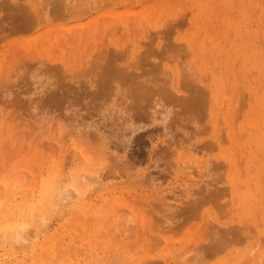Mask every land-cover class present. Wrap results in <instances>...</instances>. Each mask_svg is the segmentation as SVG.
Here are the masks:
<instances>
[{"label":"rangeland","instance_id":"rangeland-1","mask_svg":"<svg viewBox=\"0 0 264 264\" xmlns=\"http://www.w3.org/2000/svg\"><path fill=\"white\" fill-rule=\"evenodd\" d=\"M15 2V4L16 5H14L13 3ZM22 1L24 2L25 0H17V2H16V0H0V58H1V60H0V62H2L1 63V66H0V122H2V123H0L1 125H0V127L2 128V130H4V132L6 133L5 135H4V132L2 131V130H0V136H2V137H0V146L2 147V145H4L2 148L0 147V152H2V153H0V165H1V167H0V169H2V170H0V179L4 176V174H5V172L7 173L6 175H13V173L15 172L14 170H15V168H14V166H15V162H16V160L17 161H19L20 159V161H19V170L21 171V172H18V174H20L21 173V177L23 176V175H26L27 177H28V175H30L29 177H28V179L27 180H29V181H31V180H33L32 178H33V175H31V171L34 169V166H35V169L37 168V167H39L38 168V170L40 171V172H42V170H40V168L41 169H45L48 165H49V161L51 160V157H53L52 155L54 154V156H55V154H57L56 156H63V155H65V156H63V158H62V160H64L65 159V157H67V159H68V157H69V160H66L65 161V163H67L68 165L66 166L65 165V167H66V169L69 171V169H68V167H71L70 165H72V161H73V159L75 158V156L77 155L76 154V148H75V142L73 143V141H74V134L76 133L77 134V132L79 131L78 130V127H82V129L84 130V132H85V134L83 133V139H85L84 141L85 142H90V146L91 145H93V146H91L94 150H95V152L96 153H98V151H100L101 153H103V154H98V155H96L97 156V158L98 157H100L101 155H105L106 156V154H107V152H108V154H110V152L114 149V147H115V145H117L116 146V149H114V151H116V150H118L119 152H114V151H112L111 152V154L110 155H108L107 154V158H111V159H108V161H107V158L106 159H104V160H106V161H102L103 160V158H104V156H101L102 157V160H101V158H99L100 160H101V162L103 163V166H102V164H101V168L103 167V169H104V167H105V169L107 170H102L104 173H108V174H110V179L112 178V180H110V184H109V182H108V184H109V187H103V188H101L102 186L100 185H96V187H95V189L92 191L91 190V193L89 192V198L90 197H92V198H98L99 199V197H100V194L102 193H100V191H103V190H105V191H112L115 187L116 188H118V189H116L115 188V190H117V191H120L119 190V187H125L124 188V190H125V192L128 194H126L125 192H124V190H123V188L121 187L120 189H122L121 191H123V193H124V195H127V196H133V197H135L136 195H137V198L138 199H142V200H145V201H149L150 203H149V205L151 206V208H149L148 206V204H146L147 205V207L149 208V209H151L152 211H151V213H148V215L150 214H152V212L154 213V217H152V215H151V217H149L150 218V220H152V221H156L157 220V222H156V224H159V223H161V224H159V226L158 227H156L157 225L155 224V225H153L152 224V221H150L151 222V225L152 226H154L153 228H154V231H156V233L153 231V228H151L152 226L149 224V226H150V229H148L149 228V226L145 229H143V231H142V229L140 230V231H142L141 233L143 234H141L142 235V238L144 237V235H146L147 236V232L146 231H144V230H152V234L151 235H155V234H157L158 232V228H161V229H164V228H169L170 226H171V228L173 227V229H172V232L171 233H176L174 236L172 235V234H170V231L168 232V234L169 235H171V236H173V238L176 240V241H178L179 240V238H181L184 234H185V232L189 229V227L192 225L193 226V223L191 224L190 223V220H189V223H188V219H185L183 216L184 215H188V213H187V210H185V211H183L184 209H187L186 207L184 208V205L186 204H184L183 205V209H179V208H174L173 210L172 209H170V208H168L167 206H166V201L168 200V199H166V195H167V193H171V191L175 188V189H179V187H180V185L182 186L183 184H184V182H186L187 180H190V176H194V177H197L198 175H199V173L197 174V172H198V170L196 171L195 170V168L197 169L198 167H196V164H191V162L190 161H192L193 162V160H191L192 158L190 157V155L189 154H193L194 152H195V150H190L189 152H186V153H184V157H182V158H184V160H182L181 158H180V154H179V151L183 148H185L184 150L185 151H187V149H189V147H191V145H193V143L196 141V142H199L198 144L199 145H201L202 144V141L204 140V143H205V141H207V140H209L210 138H212V137H216V139H219L218 140V148L217 147H215V148H213V149H211L212 151H215V154L214 153H211L212 151L211 150H207V151H200V152H195L194 153V155L195 156H202L203 155V157L204 158H206L207 160H208V158L209 157H215L216 155V160H218L219 159V157L221 158V161L223 160V162L225 163V162H227L228 164H230V166L228 167L229 168V170L231 171V172H234L236 175H237V177H238V181L239 182H241V183H243V184H241V183H239L238 182V186L240 187L238 190L239 191H236V193H237V195H236V193H235V195H236V197L238 198V199H236V201H234V199L236 198H234L233 199V202H235V203H237V204H235V206H234V209L233 210H231L230 208H231V206H232V204L230 205V206H228V207H226V205L225 204H223V202H224V199L225 200H227V198L230 200V199H232L231 197V193L229 194L230 196H226V198H222L223 200H220V203H221V205L223 206H219L217 203L215 204H213V203H210V202H207V203H209L208 205H209V207H208V205H207V203H206V205H205V207H208V208H210V210H211V214L210 215H208L209 217V219L208 218H205V219H207L208 220V222H207V224L206 225H204V227L206 226V227H210V229H204V231H207L208 233L207 234H210L209 236H207L206 235V233L204 234V232L203 231H201L202 230V228H203V225L202 224H205L206 223V221L203 219V221H202V219L200 220L199 218V220L197 221H195V220H191V222H197V223H199L200 224V229L198 230L199 232H203L202 234H200L199 232L197 233V235H202V237H209L208 239L206 238L205 239V241L206 240H208V241H204V238L202 239L201 238V236L199 235V236H197L198 238H194V240H191V242H190V245L195 241V239H196V243H197V241H199L200 239L199 238H201V240L200 241H202L203 243H204V245H208V243L209 244H211L212 243V241H213V239H214V236H218V235H220L219 233H221V231H218V229L219 228H221V227H219L220 226V221H222V217H223V219H225L224 221H225V223L222 221V223H224V224H226V222L229 224L230 223V226L231 227H227V224L226 225H224V224H221V225H223L224 227L226 226V228H232V225H233V227L235 226V228L236 227H238L237 226V223H239L238 225H240V227L241 228H246V227H248L249 229H252V230H254V229H256V230H254V232H253V234H251V236H250V238L245 242V243H242V245H238L237 247H242V248H246V252H244V254H243V256L244 257H246V256H248L247 257V259H246V262L245 263H247L248 264V261L247 260H249L250 262V264H255L257 261H260V263L261 264H264V258L263 259H261L258 255L260 254V252L262 253V251L264 250V244H262L260 247L258 246L255 250H251V249H249V248H251L252 246V244H254L255 242H253L258 236H260L259 234H263L264 233V177H262V176H264V165H263V161H264V142H261V140L259 139V138H257V137H255V135L258 133V132H260V134H261V136H264L263 135V133H264V121H262V119H264V115L263 116H259L258 114V117H257V119L256 120H252V119H250V117L247 115V111H248V109L251 107V105L252 104H254V102H253V97H254V93L255 92H259L260 90H262V89H264V73H261L262 71L260 70L261 69V67L262 66H260V64H257V63H252V62H249V61H247L246 59H245V57L244 56H242V55H238L237 54V52L232 48V45L233 44H235V43H238V44H241V43H243L244 41H246L247 40V34H248V30H250V32L252 31V33H255V34H260L259 36H260V39L262 40V41H264V4H263V0H248L247 1V3H246V0H223L224 2L222 3V2H220V0H201V1H208L209 3H211L212 2V4H214V3H216L217 4V7L216 8H218V9H221V10H228V12H229V14L231 15V17H232V21L229 19L226 23H225V25H220L221 23H220V21H219V19L217 18V16H214L213 17V19H214V24L215 25H219V27L217 28L218 29V33L219 32H221L220 33V37H218L217 38V40H214L212 37L214 36V31H211L210 30V32L208 31V30H206L204 27L202 28V29H204L203 31L201 30V29H199L198 30V35H199V37H198V35L196 36L197 37V40H196V37H195V39H192V35H191V33L192 32H194V31H196L195 30V28H197L198 26H199V23H200V21H199V18H200V16H199V14H200V10H199V5H200V3H201V1L200 0H182L183 2H180L179 0L178 1H176V0H169V2L172 4H168V2H167V0H150V2L148 1V0H133L134 2H132V0H121V1H115V0H110V1H114L113 3L112 2H110L109 0H105V3H104V0H93V1H91V0H62V1H58V0H55L56 2H58V3H54L55 1L53 0V1H51V0H46V2L43 0V2H38V0H34V1H32V2H34V4L33 5H35V1H37V3H39V4H41L42 3V5L40 6V5H38V4H36V5H38L39 6V8L38 9H40V10H38L39 12L41 11L42 12V9L41 8H43V7H45V4H46V6L48 7V5H47V3H48V1H49V10L51 9V7L52 8H55V9H58V11H60V12H57V10H56V12L58 13V14H55L56 12H54L55 11V9H51L50 11L49 10H47L48 8H43V11H44V9H46L45 10V12L42 14V18L43 19H46V20H49V24L47 25V23L45 24V21H44V28H47V26H48V28L49 27H54V28H58V29H61V30H63V32H61V34H62V45L60 46L59 44H53L54 45V52L53 53H48L47 52V50L46 51H42V49L40 50L39 48H34V47H30V45L29 44H26L25 42H28V41H31L32 39H34V38H32L33 36H36L37 37V35H39V33H41V32H43V30H42V26H43V24H41V28L40 29H38L37 27H39V26H36V27H33V28H31L30 30H28L29 28L28 27H26L25 25H23V23L21 22L22 20H20L21 18L20 17H22V11L24 12V11H26V12H29V13H32V9H33V12H34V10L36 9V7L34 6V8H33V6L31 7L30 6V4L32 5V2H30V0H27L28 1V5H27V3H26V5H27V8H26V6H24L23 5V3H22ZM27 1H25V2H27ZM39 1H41V0H39ZM64 1V2H63ZM72 1V2H71ZM88 1V2H87ZM101 1V2H100ZM109 3H108V2ZM123 1V2H122ZM160 3H159V2ZM164 2V4L165 5H162V7H160L161 6V3L163 4V2ZM255 1V2H254ZM11 2H13V3H11ZM63 2V3H62ZM66 2L68 3V5L66 4ZM71 2V3H70ZM90 2V3H89ZM117 2H120V3H118L117 4ZM130 2H131V4L132 5H130ZM143 2V3H142ZM180 2V3H179ZM234 2V3H233ZM261 4H260V3ZM13 5V6H11V7H13L14 8V6L18 9H20V7L21 8H23V9H20V10H18V11H16L15 9H13V8H11L10 7V5L11 4ZM19 3H21L22 5L21 6H18V4ZM43 3H45V4H43ZM65 3V4H64ZM99 3L101 4L102 3V5H99ZM108 4V5H104V4ZM112 3V4H111ZM114 3H116L117 4V6L119 7H117L116 6V4H114ZM154 3H156L155 4V7H152V5L154 4ZM194 3V4H193ZM219 3H222V4H219ZM253 3L255 4V5H253ZM258 3L260 4V5H258ZM60 5L59 7H60V9H59V7H57L56 5ZM64 4V5H63ZM71 4H73V5H71ZM86 4V5H85ZM94 4V5H93ZM95 4H98L97 6L95 5ZM119 4H121L120 6H119ZM124 4V5H123ZM134 4H135V7L137 8V6H141L140 8L138 7V10H140L143 6H145V5H150V9H151V7H152V9H151V11L153 12V14L150 16V18H147V20H145L146 18L145 17H140V16H137L136 15V13H135V10L137 11V9L134 7ZM152 4V5H151ZM178 4V5H177ZM181 4V5H180ZM20 5V4H19ZM51 5V6H50ZM55 7H54V6ZM114 5V6H113ZM128 5V6H127ZM130 5V6H129ZM137 5V6H136ZM148 5V6H149ZM158 5V6H157ZM160 5V6H159ZM174 5V6H173ZM22 6H24L25 8H26V10H24V7H22ZM111 6V7H110ZM118 8H116V7ZM127 8H126V7ZM134 8H133V7ZM157 6V7H156ZM181 6V7H180ZM216 6V5H215ZM247 6V7H246ZM31 9V10H29V8ZM67 7V8H66ZM85 9H84V8ZM106 7V8H105ZM113 7V8H112ZM121 7V8H120ZM122 7H124L123 9H125V10H123L122 9ZM164 7H165V9H164ZM177 7H178V9H177ZM252 7H255L256 9L255 10H253V8ZM100 8H102V10L100 9ZM115 8V9H114ZM128 8H129V11H128ZM131 8L132 9H135V10H131ZM71 9H73V10H71ZM104 9V10H103ZM113 9V10H112ZM119 9H120V11H119ZM122 9V10H121ZM158 9V10H157ZM175 9V10H174ZM179 9H180V11H179ZM22 10V11H21ZM37 10V9H36ZM35 10V11H36ZM68 10H69V12H68ZM94 10V11H93ZM99 10V11H98ZM112 10V11H111ZM118 10V11H117ZM163 10H165V13H167V15L168 16H166L165 17V14L163 15ZM37 11V12H38ZM62 11V12H61ZM64 11H65V13H66V11L68 12V15L70 16H68V15H66L65 13H64ZM75 11V12H74ZM104 11V12H103ZM108 11V12H107ZM110 11H111V14H113V15H110ZM117 11V13H113V12H116ZM126 11H128V12H126ZM19 12V13H18ZM37 12H34L33 14H37L38 15V13ZM41 12H40V15H41ZM49 12H51V13H54L53 15L51 14L50 15V13ZM74 12V14H72ZM78 12V13H77ZM81 12H83L82 14H81ZM85 12V13H84ZM89 12V13H88ZM92 12V13H91ZM121 12V13H120ZM158 12V13H157ZM172 12L174 13L175 12V15H176V13L178 12V14L176 15V16H173L172 15ZM256 12V13H255ZM60 13V14H59ZM62 13H64L65 14V16H67V17H63L62 15ZM71 13V14H70ZM77 13V14H76ZM94 13V14H93ZM97 13V14H96ZM105 13V14H104ZM118 13H120V14H118ZM127 13L129 14V15H127ZM256 15H255V14ZM16 14H20V16H18V15H16ZM50 15V16H48V17H46L47 15ZM75 14L78 16V14L80 15L81 14V16H75ZM90 14V16H88ZM118 14V15H117ZM156 14H158L157 16H156ZM224 14V13H223ZM251 14H252V16H251ZM39 15V16H40ZM44 15V16H43ZM46 15V16H45ZM61 15V16H60ZM86 15V16H85ZM93 15H95V16H102V18L103 19H105L106 18V20H108V19H110V20H112V22H111V24L114 22V24H115V22H116V24H115V26H114V24H112V25H110V26H108L107 27V29L109 30V32H108V30L106 29V31H105V29H104V31H102V32H92V34L89 32V34H87V36H88V38L87 39H85V41L83 42V40H82V38H81V36L80 35H78V36H76L77 34H75V38L76 37H78V38H76L77 39V41L75 42V38H74V34L72 35V34H70V35H68V33L69 32H67L66 30H65V28L66 27H70V26H77V23H78V25H79V23L82 21V22H86V21H88V20H90L91 18H94V17H92ZM126 15V16H125ZM153 15H155L154 17V19L152 18V16ZM255 15V16H254ZM16 16H17V18H16ZM121 16V17H120ZM124 16V18H126V23L123 21V17ZM128 16V17H127ZM160 16H162L161 17V21H160V24H159V22H157L158 21V19H160ZM164 16V17H163ZM171 16V17H170ZM51 17H52V19H51ZM72 17H74V18H72ZM80 17L82 18V19H80ZM87 17H89L88 19H87ZM168 17V18H167ZM174 17V18H173ZM19 18V19H18ZM49 18V19H48ZM79 18V19H78ZM132 18H134V20L132 19ZM253 18H256V19H254V21H253ZM50 19L52 20V21H50ZM115 19V20H114ZM120 21H119V20ZM132 19V20H131ZM145 21H144V20ZM149 19H151V20H149ZM153 19V20H152ZM164 19H166V20H164ZM116 20H118V23H117V21ZM136 20H138V21H136ZM145 22V25H143L144 23H143V21ZM180 20V21H179ZM196 20V21H195ZM134 21V22H133ZM151 21V22H150ZM154 21V27L152 26L153 25V22ZM163 21V22H162ZM192 21H194V22H192ZM66 22V23H65ZM73 22V23H72ZM119 22H121L122 23V27H118V25L120 24ZM133 22V23H132ZM143 24H142V23ZM147 22H148V26H147ZM171 22H173V23H171ZM178 22V23H177ZM180 22V23H179ZM253 22H254V25H253ZM22 23V25H23V27L22 26H20V24ZM52 23H53V25H52ZM69 23L71 24V25H69ZM76 23V24H75ZM135 23V24H134ZM136 23H138V25L136 24ZM162 23H164L163 25H161ZM192 23H194V25L192 24ZM230 23V24H229ZM233 23V24H232ZM62 24V25H61ZM68 24V25H67ZM130 24H132L131 26H130ZM137 25L136 27H134V29H135V35L137 36V37H135V35L133 34H129V35H126L127 33H130V32H132V31H129V29H131L132 30V28H133V26L134 25ZM177 25L176 27H174L173 28V26L174 25ZM192 24V25H191ZM250 24V25H249ZM17 25H19V26H17ZM66 25V26H65ZM164 25H166V28H167V30H169V31H166V28L164 29V28H160V27H162V26H164ZM119 26H121V25H119ZM144 26H146V28L147 29H149V28H152L153 29V31L151 30V29H149V31L148 32H150L151 33V35H150V33L149 34H146L147 32H145L146 31V28L144 27ZM159 26V27H158ZM179 26V27H178ZM190 26H191V28H190ZM193 26H194V28H193ZM16 27H18L17 29H16ZM22 27V28H21ZM24 27H25V29H24ZM112 27H114L115 29H118V30H120V31H118V30H115L114 28L112 29ZM251 27V28H250ZM43 28V29H44ZM64 28V29H63ZM111 28V29H110ZM136 28H139V31H138V29H136ZM180 28V29H179ZM189 28V29H188ZM238 28V29H237ZM260 28V29H259ZM36 29H38V30H36ZM124 29V30H123ZM134 29H133V31H134ZM158 29H163V32L164 31H166V33L167 34H165V32H164V34L162 33V31L161 30H158ZM176 30V32H175V30ZM188 29V30H187ZM191 29V31H189ZM42 30V31H41ZM114 30V31H113ZM155 30H157V31H159V32H155ZM172 30V31H171ZM182 31L181 33H180V31ZM261 30V31H260ZM94 31V30H93ZM116 31H117V33H116ZM114 32H115V34H114ZM127 32V33H126ZM168 32H169V34H170V32H171V34L173 35V38H169L168 39V36H169V34H168ZM175 32V33H174ZM201 32V33H200ZM208 32L209 33H212V35L211 36H208L209 34H208ZM240 32V33H239ZM65 35H64V34ZM95 33V34H94ZM96 33H98V35L96 34ZM108 33V34H107ZM111 33V34H110ZM132 33H134V32H132ZM136 33H139V34H136ZM159 35H158V34ZM162 33V34H161ZM177 33V34H176ZM188 33H190V34H188ZM200 33V34H199ZM36 34V35H35ZM101 34V35H100ZM102 34H104L103 35V37L104 36H109V38H107V36H106V38L107 39H109V40H107L106 41V38L104 39L103 37H102ZM171 34H170V36H171ZM179 34H181L180 35V37H177V35H179ZM232 34V35H231ZM262 34V35H261ZM96 35L98 36V37H96ZM113 35V36H112ZM125 35H126V37L127 38H125ZM142 35L143 36H145V37H143L142 38ZM153 35V37H155V39H154V41H156V42H153L152 41V38L150 37V36H152ZM160 35H162V36H164V37H167V38H165L164 39V37H159ZM187 35H189L188 36V38H187ZM240 35H242L244 38H242ZM66 36V37H65ZM132 36H133V38H134V41L133 42H131L130 40H133V38H132ZM169 36V37H170ZM35 37V38H36ZM93 37V38H92ZM94 37H96L95 39H94ZM116 37H118L117 38V40H116ZM128 37H130V38H128ZM147 37H150V39L151 40H149V38H147ZM172 37V36H171ZM72 38V39H71ZM103 38V39H102ZM128 39V41H130V42H128L127 43V41H125V39ZM164 40H163V39ZM175 38V39H174ZM180 38V39H179ZM183 38V39H182ZM29 39V40H28ZM31 39V40H30ZM63 39H64V41H63ZM98 39L99 40H102L101 42H102V44L103 43H105L104 41H106V42H108L109 41V43H107L108 45L111 43L112 44V42H113V45H111L110 44V46H114V43L115 44H119V45H117L118 46V49H117V51H115L116 53H114L113 51L114 50H116V49H114V48H117L116 47V45H115V47L114 48H112V49H114L113 51H112V49L111 48H109L110 46H106V49H107V47H108V49H110V51H109V53L107 54V50H105V46L103 47V45H101V42L100 41H98ZM123 39H124V43H123ZM136 39H138V40H136ZM143 39L144 40H147L148 39V43L146 42V41H144V45H146V46H143V47H141L142 45L140 44H138L139 46V51H136V53H137V55H136V53H135V49H137L136 48V46L134 45V44H136L137 45V43L136 42H140V43H143L142 41H143ZM162 39V40H161ZM170 41V40H173V41H175L176 42V39L177 40H181L182 41V43H185L186 45H187V47H189V49H190V51L188 50V49H186V47L184 48L183 46H182V48L180 49V52H179V49L178 48H180V47H177L176 45H175V42H173V43H171V42H168V40ZM185 39V40H184ZM187 39V40H186ZM223 39V40H222ZM246 39V40H245ZM69 40V41H68ZM74 40V41H73ZM88 40H89V42H88ZM104 40V41H103ZM142 40V41H141ZM158 40H161L160 42L158 41ZM167 42H166V41ZM195 40V41H194ZM205 40V42H206V49L205 50H202V43H203V41ZM228 40V41H227ZM260 40V41H261ZM149 41H151V44H150V42ZM162 41L164 42H166L165 44L163 43V45H162V47H160L161 45H159L160 43H162ZM181 41H179V42H181ZM185 41V42H184ZM194 41V42H193ZM207 41H209V43H207ZM227 41V42H226ZM21 43V44H19L18 45V43ZM23 42V43H22ZM65 42V43H64ZM73 42H75V43H73ZM99 44H98V43ZM146 42V43H145ZM159 42V43H158ZM178 41L176 42V43H179ZM196 42V43H195ZM220 42V43H219ZM67 43H69V44H67ZM72 44V46H71V44ZM81 43H83V45L81 44ZM92 43H97L96 45H97V48H94L96 45H94V44H92ZM123 43V44H122ZM125 43H127V44H125ZM152 43H154V46H153V44ZM264 43V42H263ZM24 44V45H23ZM47 44H48V46L46 47V46H44V48H46V49H48L51 45H49L50 43H48L47 42ZM46 44V45H47ZM63 44H64V46H63ZM125 44V45H124ZM131 44V45H130ZM148 44L150 45V48L153 46L154 48H155V46L158 44L159 45V47L160 48H162V49H160L159 47V51H161L162 52V54L159 52V51H157L156 50V52L154 51V48L152 49H150L149 48V46H148ZM170 44H173L172 46L170 45ZM196 46V47H194V45ZM217 44H219V45H221V47H219V49H217L218 47H216L217 46ZM21 45H23L22 47H24V49L25 50H27V52L29 53H24V52H26L22 47H21ZM66 45H68L69 46V48H68V46H66ZM94 45V46H93ZM99 45V46H98ZM105 45V44H104ZM121 45H123L122 47H119V46H121ZM127 45V46H126ZM130 45V46H129ZM157 45V46H158ZM190 45V46H189ZM264 45V44H263ZM18 46H20V47H18ZM63 46V47H62ZM128 46L130 47V48H128ZM135 46V47H134ZM156 46V47H157ZM165 46H168V47H165ZM173 46H174V48H173ZM176 46V47H175ZM17 47V48H16ZM77 47H79V49L81 48V49H84V50H86V51H84V50H79L78 48L76 49ZM98 47H100L99 49H102V47L104 48V49H102L101 51L98 49ZM123 47H125L126 49H128L126 52L128 53V51L130 52L129 54L130 55H128L127 53L125 54L124 53V58H121V59H123L124 60V62H123V60H121L120 58H119V60H118V62H117V64H119V66H120V64L123 66H120V67H122V68H124L125 70L128 68V69H132V70H128L127 69V71H133V69H134V71L136 70L138 73H139V75H141L140 73H142V75L143 76H140L139 77V75H138V73L137 72H133L134 74H137L138 76H137V81H140L139 79H141V81L142 82H144V80L147 78V79H149V78H151V77H149V75L151 74L149 71L151 70V67H152V60H155V61H160L159 60V58H164V57H168V59H167V57H166V59L167 60H169V58H171L170 60H169V62L168 63H173V66L175 65H177L178 63L177 62H179L180 61V59L182 60V64L181 65H184V67H186V68H188V69H186V68H180V67H182L181 65L179 66V68L180 69H178V67H176L178 70H180V72L182 71V70H184V72L182 71V74L183 75H180L179 74V72H178V74L182 77V79H180L181 77H178V75L176 76L177 78H179V79H177V80H175V79H172V82H171V84L172 83H174V81L176 82V84H177V86L179 85V86H181V83L180 82H182L183 84L185 83V81L187 80V81H189V79H191V80H196V78H198V73H196V72H199V74H200V76H199V78H198V80H196V83L195 84H200L201 86H202V83H203V85H204V82H205V86L207 87V84H211L214 80V76H216L217 78H219L220 79V82H221V84L223 85V86H221V88L223 87V90H224V93L221 95V97L222 98H225V99H222L223 101H219V97L218 96H215L214 97V106H215V108H217L218 107V116H219V118L221 117V121L219 120V123L221 124H223V128L222 127H220V130H219V132L216 134V132L213 130V128H211L212 127V122L210 123L209 121L207 122V120H206V123L208 124V123H210L211 124V126L210 125H208V128H206L205 130V132H207V133H204V130L203 131H201V132H195L196 134H195V136L193 137V140L192 139H190L191 141H193V143L189 140V142H187V144L188 143H190V144H186L185 145V143L186 142H183V145H182V148L177 152V151H175L174 152V150H176V149H174L173 148V146H175L176 145V143L180 140V139H182V135H183V137H184V135H185V137H186V135H187V138H188V135H190V137L191 136H193L194 134L193 133H190V134H187L188 133V131H195V129L197 128V125H195V123L193 122V121H187V120H185L183 123L185 124V126H189V127H191V128H189V129H186L185 128V126H182V128H181V126L180 125H178V123H177V120L174 118V116L172 117V115L169 117L168 115H170V111H168V110H172V113L174 112L175 114H177V112H178V110H177V107H176V109H174V107L172 108H170L169 106H166V105H163L164 104V102L161 104V106L160 105H158V107H155V110L158 112L159 110L163 113L162 115H164L165 116V114L167 113V112H169V113H167L166 114V116H165V120H166V122L167 121H169L168 119L169 118H174V120H176V122L173 120H171L170 119V121L168 122V123H166V122H164V120H162V118H160V114H161V112H160V114H159V112H158V114L156 113V111H155V113L154 112H152V111H154V109H148V118L149 119H147V117H146V120L143 118L141 121H142V123L144 124V127L145 128H143V124H141V122H139L140 120L137 118V116H138V114L136 113V111H135V109H134V106H133V110H132V106L131 105H134L133 104V102L134 101H132L131 102V99L133 98L132 97V95H128V93H130V94H132V92H131V89H132V85H131V81L130 80H128L127 78H125L124 80L122 79L121 80V78L119 77V79H117L118 77L117 76H112L111 78L112 79H114L113 81H111L112 79H110L109 77H106L105 76V68H102V67H104V66H102V65H104V63L106 64L108 61H109V59L110 58H112V57H110L109 56V54L111 55V53H112V56H113V54H119L118 56H122L123 57V55H122V53L123 52H125L124 51V49L125 48H123ZM146 47H148L149 48V50L148 49H146V51H144L145 50V48ZM171 47V48H170ZM230 47V48H229ZM5 48H7V49H5ZM88 48V49H87ZM89 48H90V50L92 51V53L89 51ZM119 48H122L120 51L122 52H119L118 53V51H119ZM164 48H167V54H166V56H165V53H166V51H164L165 49ZM198 48V49H197ZM4 49V50H3ZM24 51L23 53H21L22 51ZM35 49V50H34ZM61 49V50H60ZM63 49V50H62ZM143 49V50H142ZM155 49H157V48H155ZM177 50L178 51V53L175 51V50ZM196 49V52L197 53H195V50ZM216 49V50H215ZM18 50H20L21 52V54L19 53V51ZM75 50V51H74ZM78 50L82 53L83 51L86 53V54H82V56L84 55V56H88L89 54V56H91V55H94L93 56V58L91 57H86V58H81V59H79L80 60V62H79V60H78V62L80 63V64H82L81 66H79L80 64L77 62V59H74V58H78V56H79V58H80V55H81V53L80 52H78ZM90 52V53H88V51ZM96 50V51H95ZM97 50H99L100 52H98ZM143 52H151V54H150V56L147 58L148 59V63L146 62V60L144 61V60H141V59H143L145 56H146V53L143 55L142 53V51ZM148 50V51H147ZM171 51L172 50V52H173V54L175 55V57L171 54V56H170V54H168V53H170L169 51ZM174 50V51H173ZM183 50H185V52H183ZM214 50H215V54H214ZM222 50H224V51H222ZM231 52H230V51ZM7 51V52H6ZM16 53H18L20 56H18V54H17V56H15V52ZM31 51H32V53H33V51H34V53H35V51H36V53L34 54H32L31 53ZM58 51H60V52H62V54H60L59 55V52ZM77 51V53H78V55H77V57H76V55L74 54L75 52ZM106 52V54L108 55H106L105 53L103 54L104 55V57H103V55H102V53L103 52ZM154 51V52H153ZM206 51V52H205ZM210 51V52H209ZM13 52V53H12ZM71 52V53H70ZM98 52V55L96 54ZM111 52V53H110ZM140 52V53H139ZM142 52V53H141ZM3 53V54H2ZM6 53H7V56H6ZM37 53H39V55L40 54H42V55H44V58L42 57V56H39ZM55 53H57L58 54V56H57V54H55ZM180 53H182V54H180ZM195 53V54H194ZM199 53V54H198ZM205 53L207 54H210L211 55V59H209V57H207V55H206V59H204V57H205ZM223 53V54H222ZM37 54V55H36ZM46 54V55H45ZM68 54H71L72 56H70L69 55V58H72L73 60L72 61H74V64H75V66H79V67H75L74 65H73V62L71 61V64L74 66V68L73 67H71L70 65L71 64H68V63H70V62H67L68 61ZM100 54L102 55V56H100ZM121 54V55H120ZM141 54V55H140ZM159 54V55H158ZM178 54V55H177ZM183 54H186L185 56L183 55ZM204 54V55H203ZM220 55V61H219V58H218V56H216V55ZM3 55V56H2ZM35 55V56H34ZM107 57H106V56ZM134 55H136V56H134ZM149 55V54H148ZM170 57H169V56ZM201 55V56H200ZM215 55V56H214ZM222 55H223V57H222ZM126 56H129L128 58L130 59H128ZM134 58H133V57ZM159 56H161V57H159ZM163 56V57H162ZM178 56V57H177ZM186 58V59H184V61H183V58L184 57ZM195 56L198 58L197 60H199L198 62L199 63H197L196 62V58H195ZM199 56V57H198ZM12 57L14 58V59H16V60H14L13 59V62H10V59H12ZM16 57V58H15ZM110 57V58H109ZM151 57L152 58H155V59H151ZM180 57V59L178 60L177 58H179ZM5 58H7V59H9V60H6ZM43 58V59H42ZM45 58H49V59H45ZM95 58H97L96 60H95ZM104 58V59H103ZM107 58H108V60H107ZM131 58H133V59H131ZM150 58V59H149ZM174 58V59H173ZM175 58H176V60H177V62L175 61ZM45 59V60H44ZM58 59V60H57ZM83 59H86V60H83ZM88 59H92V60H88ZM157 59V60H156ZM204 59V60H203ZM212 59H214L213 60V65H214V67H216L217 65H218V67H216V68H214L213 67V65L211 66V65H209V64H212L211 62V60ZM216 59H217V61H216ZM2 60H4V62L5 63H3V61ZM42 60V61H41ZM50 60V61H49ZM51 60H55L54 62L52 61V63L54 64V66L55 65H57L59 68H62L63 70L65 69V65H64V63H67L68 64V66L69 67H71V68H73V69H76L77 70V72L75 73L74 71V73H75V75L73 74V72L71 73V72H69L71 69H69V71L67 72V70L68 69H66V70H64V72H66V74H69L71 77H66V76H68V75H64V73L63 72H60V73H57L55 70H53L52 71V67H51V65H52V63H51ZM70 60V59H69ZM83 60V62L85 63V61H86V63L88 62V64H87V66H85V64L83 65V63H81V61ZM88 60V61H87ZM102 60V61H101ZM129 60V61H128ZM164 60H165V58L163 59V62H164ZM167 60H165V61H167ZM173 62H172V61ZM187 60H189V62H186ZM237 60H239L238 61V63H237ZM12 61V60H11ZM59 61V62H58ZM91 61H93V63H94V66H91V64L90 63H92ZM96 61H98L97 63H96ZM107 61V62H106ZM111 61H112V59H111ZM149 61H151V64L149 63ZM154 61V62H155ZM203 61V62H202ZM206 61H211L210 63L209 62H206ZM229 61V62H228ZM7 62H10V63H7ZM103 62V63H102ZM128 62V63H127ZM162 62V61H161ZM181 62V61H180ZM186 62V63H185ZM192 62V63H191ZM200 62H202V63H200ZM60 63V64H62L61 66L60 65H58V64ZM92 63V64H93ZM96 63V64H95ZM99 63V64H98ZM102 63V64H101ZM170 63V64H171ZM175 63V64H174ZM219 63L221 64L220 66L221 67H223V68H221V67H219ZM6 64L7 65H9L10 67H6ZM12 64V65H11ZM98 64V65H97ZM101 64V65H100ZM201 64H203V65H201ZM3 65V66H2ZM63 65H64V67H63ZM150 65H151V67H150ZM190 65V66H189ZM191 65H195L194 66V68L193 67H191ZM207 65V66H206ZM234 65L236 66L235 68H234ZM53 66V65H52ZM91 66V67H90ZM101 66V67H100ZM127 66V67H126ZM209 66H211V67H209ZM51 67V68H50ZM66 67H67V65H66ZM100 67V68H99ZM150 67V69H148ZM207 67V68H206ZM210 69H209V68ZM80 68V69H79ZM82 68V69H81ZM99 68V69H98ZM191 68V69H190ZM192 68H193V70H192ZM198 70H196V69ZM214 68V69H213ZM234 68V69H233ZM5 69H7V70H5ZM86 69H88V70H86ZM100 69H102V72H100L101 70ZM146 69H148L147 71H146ZM196 70V72H195V70ZM202 69V70H201ZM207 69V70H206ZM220 69H221V71H220ZM251 69H252V71H253V73H252V71H251ZM75 70V71H76ZM100 70V71H99ZM104 70V71H103ZM186 70H188L186 73H187V76L186 75H184V73H185V71ZM203 70H205V73H204V75H202V71ZM216 70V71H215ZM218 70V71H217ZM226 70H229V72L228 71H226ZM55 71V72H54ZM146 71V73H144ZM194 71V72H193ZM210 71V72H209ZM2 72V73H1ZM53 72H54V74H53ZM81 72V74H79ZM192 72V75H190L189 73H191ZM201 72V73H200ZM206 72H207V75L205 76V74H206ZM225 72V73H224ZM84 73V74H83ZM99 75L98 77H97V74ZM150 73V74H149ZM185 73V74H186ZM193 73L197 76H194L193 75ZM211 73V74H210ZM224 73V75L226 74H228L227 76H224V75H222ZM230 73V74H229ZM240 75H239V74ZM248 73H252V74H248ZM64 76V77H62V79H60L59 78V76ZM79 74V75H78ZM102 74H104V77H103V75ZM145 74V75H144ZM168 74H170V73H168ZM211 76H210V75ZM57 75V76H56ZM100 75H101V77H103V78H101L100 77ZM172 75V74H171ZM170 75V76H171ZM237 75H238V77H237ZM144 76H146L145 77V79H144ZM203 76H205L206 78H204ZM66 77V78H65ZM139 77V78H138ZM149 77V78H148ZM164 77H165V75H164ZM164 77H160V75H159V79L161 78V80H162V78H164ZM172 77V76H171ZM171 77H169V79L171 78ZM185 77H189L188 79H185ZM190 77H192V78H190ZM195 77V78H194ZM202 77L204 78V80H202ZM207 77H209V78H207ZM229 77H230V80H229ZM232 77V78H231ZM239 77H241V78H243L242 80H244V82H246V84H244L243 85V87H242V84H240V83H244V82H241V81H239V80H241V78H239ZM58 78L60 79V80H58ZM68 78L69 79H71V80H69L68 81ZM166 78H168V77H166ZM226 78V79H225ZM238 78H239V80H238ZM54 79H57L60 83H63L64 84V86H63V88H60L61 90H62V92H63V96H64V100L62 99V101L61 102H59V104L58 103H56V101H55V103H53V99H52V92H53V87L52 86H54L55 84V82H57V84H60L57 80L55 81ZM65 79H66V83H64L65 82ZM102 79H103V81H102ZM110 80L111 81V83L110 84H108V82H110V81H108V82H105V83H103L105 80ZM158 79V80H159ZM168 79V80H169ZM206 79V80H205ZM247 79V80H246ZM259 79V80H258ZM50 80H53V81H51L50 82ZM100 80V82H98ZM119 80V81H118ZM151 80H153V78L151 79ZM156 80V78L154 79V81ZM158 80H156L155 82H158ZM168 80H167V82H168ZM182 80V81H181ZM209 80V81H208ZM228 82H227V81ZM236 80H238V82H236ZM63 81V82H62ZM121 81H123V82H121ZM154 81H151L150 83H154ZM187 81H186V83H187ZM207 81V82H206ZM226 81V82H225ZM229 81H231V82H229ZM258 81V82H257ZM52 82H53V84H52ZM72 82V83H71ZM78 82V87H76L77 85H75L74 83H77ZM98 82V83H97ZM146 83H147V81H145ZM161 82V81H160ZM160 82H158L157 84L159 85V83ZM165 82V81H164ZM177 82H179V83H177ZM240 82V83H239ZM68 83H70V84H68ZM84 83H85V85H84ZM130 83V84H129ZM229 83H231V84H229ZM234 83H236L235 85H234ZM238 83H239V86H238ZM257 83V84H256ZM52 84V85H51ZM65 84H67V85H65ZM74 84V85H73ZM102 84L104 85V87L105 86H107V88H104L103 86H102ZM155 84V83H154ZM161 85L163 84V80H162V82L160 83ZM183 84H182V86H183ZM225 84H226V86H225ZM228 84L229 85H232L231 86V90L233 89V88H236L237 89V86L240 88V86L242 87V88H238L236 91H237V93H236V91L233 89L232 91L230 90V86H228ZM69 85V86H68ZM79 85H81V87L79 86ZM248 85V86H247ZM261 85H263L262 87H261ZM57 86H62V84L61 85H57ZM67 86H68V89H67ZM92 86V87H91ZM103 87V90L101 91L100 89ZM108 86H109V88H108ZM129 86L131 87V89H129ZM157 86V85H156ZM178 86V87H179ZM228 86V87H227ZM235 86V87H234ZM254 87V88H251V87ZM256 86H257V88H256ZM71 87V89H69ZM97 87H98V89H97ZM184 87H186L187 88V85L186 86H184ZM51 88H53L52 90H50ZM64 88H66V91H68V92H70L69 93V96H68V92H64L65 91V89ZM75 90H74V89ZM76 88H77V91H76ZM81 88V89H80ZM83 88H85V89H83ZM92 88V89H91ZM179 88H181V87H179ZM72 89L74 90V91H72ZM129 89V90H128ZM188 89V88H187ZM186 89V90H187ZM208 89V88H207ZM97 90H99V92H97L96 93V91ZM183 90H185V88L183 89V88H181V92H183ZM240 90H241V92H242V95H241V92H240ZM48 91L50 92V94L48 93ZM77 93H76V92ZM79 91V92H78ZM226 91H228V93H226ZM231 92V93H230ZM72 93H74V94H72ZM226 93V94H225ZM66 94H67V97H65L66 96ZM232 94H234V95H232ZM239 96H238V95ZM73 95V96H72ZM231 96H234V97H231ZM244 96V97H243ZM72 97V98H71ZM63 98V97H62ZM65 98H67V99H65ZM229 98H230V100H229ZM243 98V99H242ZM235 100V101H232V100ZM237 99V100H236ZM239 99H242L243 100V103L244 104H241L242 103V100H239ZM67 100V101H66ZM129 100V101H128ZM132 100H134V99H132ZM241 101V102H240ZM235 102V103H234ZM113 103V104H112ZM220 103H221V105H220ZM231 103L232 104H234L237 108V110L235 109V108H233V106L231 105ZM111 104V105H110ZM117 105V108H116V105ZM238 104V105H237ZM240 104H241V106H243V107H241V109H239L240 108ZM124 105L126 106L125 108H124ZM127 105H129V108H130V111L132 110L133 111V113L131 114L130 113V111H129V108L127 107ZM162 106H163V108H162ZM213 106V107H214ZM220 106H223V107H220ZM231 106V107H230ZM257 108H259L260 106L259 105H255ZM109 107H112V108H109ZM164 107H166V109H164ZM170 108V109H167V108ZM239 107V108H238ZM105 108V109H104ZM107 108H109V109H107ZM113 108H116V109H113ZM233 110H232V109ZM107 109V110H106ZM112 109V110H111ZM119 109H121V110H123V112L121 111V110H119ZM125 109H127L126 111H125ZM159 109V110H158ZM174 109V110H173ZM180 109V108H179ZM101 110V111H100ZM105 110V111H104ZM115 110V111H114ZM117 110V111H116ZM164 110H167V112L166 111H164ZM177 110V112H175ZM221 110V111H220ZM234 110L237 112H234ZM241 110V111H240ZM102 111H104V113H105V115H103V112ZM128 111V112H127ZM131 111V112H132ZM150 111H151V113H150ZM219 111H220V114H219ZM233 113H232V112ZM74 112H76L77 113V117L75 118L74 117ZM100 112H101V114H100ZM107 112H108V114H107ZM116 112V113H115ZM118 112V113H117ZM134 112L137 114V116H136V114L133 116V114H134ZM164 112H165V114H164ZM230 112V113H229ZM239 112H241L240 114H239ZM56 115H54V114ZM122 113V114H121ZM127 113H129L128 114V117L130 116V117H133V118H137L136 119V121H137V123H139L138 124V126L139 127H137V129L135 130V131H131L133 128H127V127H125L124 125H125V123H127V122H125L124 124H123V122L125 121V119L124 118H126V119H128L127 118ZM146 113V112H145ZM149 113L151 114V115H153V113L154 114H156V115H154V116H150L149 115ZM229 113V114H228ZM51 114V115H50ZM53 114V115H52ZM67 114H69V117H70V115H72L71 117H74V118H71V119H69V118H67V117H65ZM79 114V115H78ZM107 114V115H106ZM110 114V115H109ZM119 114H121V116L119 115ZM59 115V116H58ZM110 117H109V116ZM113 115L115 116V118H117V116H119L118 118H117V120L118 119H120V120H118V123H117V120H115L114 118H113ZM117 115V116H116ZM125 115V116H124ZM157 115L159 116V118H160V120H156L155 118L157 117ZM162 115H161V117H162ZM174 115V114H173ZM231 115V117H229ZM237 115H239V116H237ZM256 115V116H257ZM9 116V117H8ZM13 117L14 119H15V121H14V119H12L11 117ZM44 118H43V117ZM50 116H52V117H50V118H52V120L49 118ZM60 116H61V120H60ZM63 116H64V119H62L63 118ZM68 116V115H67ZM99 116L101 117V118H99ZM106 116H108V118L106 117ZM124 116V117H123ZM48 117V118H47ZM56 117H57V119H56ZM122 117V118H121ZM129 117V118H130ZM238 117V119H236ZM7 118H10V122L9 123H11V122H17V123H11V124H13V128H12V125L11 124H9L8 122V124L7 123H5L7 120ZM53 118H55V120L53 119ZM59 118V119H58ZM67 118V119H66ZM79 118V119H78ZM97 118V120L95 121V119ZM99 118V119H98ZM150 118H153V120H154V122L152 121V124H151V120L152 119H150ZM168 118V119H167ZM218 118V119H219ZM243 118V119H242ZM45 119H50L51 120V122H53V120L55 121V122H57V123H60V125H59V127L57 128L58 130H56V127H54L55 125H57V123H55L54 124V126H53V128H52V126L50 125L51 124V122H50V120L49 121H47V120H45ZM81 119V120H80ZM92 119H94L93 121H92ZM101 119V120H100ZM111 121H110V120ZM113 119V120H112ZM164 119V118H163ZM231 119H234V121L233 120H231ZM242 119V120H241ZM6 120V121H5ZM9 120V119H8ZM41 120H42V122H41ZM44 120V121H43ZM57 120H59V121H57ZM68 120V121H67ZM70 120H72V121H70ZM103 120V121H102ZM115 120V121H114ZM150 120V121H149ZM156 120V121H155ZM163 122H162V121ZM45 121H47V122H45ZM61 121V122H60ZM64 121H66V122H64ZM74 121V122H73ZM100 121V122H99ZM102 121V122H101ZM107 122V124H105L106 122ZM109 121V122H108ZM123 121V122H122ZM127 121V120H126ZM146 121V122H145ZM158 121V122H157ZM40 122V123H39ZM48 122H50V123H48ZM63 122V123H62ZM69 122H71V127H70V124H69ZM73 122V123H72ZM92 122H94V123H92ZM105 122V123H104ZM111 122V123H110ZM114 122V123H113ZM115 122H116V125H115ZM120 122H122L121 124H120ZM149 122V123H148ZM156 122V123H155ZM161 124H160V123ZM256 122V123H255ZM259 122H261V125H262V128H258V124H259ZM46 123L47 124H49L48 126L46 125ZM76 125H75V124ZM80 123H81V126H79L80 125ZM88 123H90V125H91V123H92V125L90 126ZM101 123H104V124H101ZM113 123V124H112ZM149 125H148V124ZM159 123V124H158ZM171 123H173L174 125H172ZM189 123V124H188ZM190 123L192 124V125H190ZM202 123H203V121H202ZM205 123V122H204ZM247 125H246V124ZM16 124H18L17 126H18V130L16 129V131L14 130L16 127H15V125ZM42 124H45V126L44 125H42ZM62 124V125H61ZM69 124V125H68ZM78 124V125H77ZM83 124V125H82ZM101 124V125H100ZM147 124V125H146ZM166 124V125H165ZM171 124V125H170ZM219 124V125H220ZM245 124V125H244ZM11 125V127L10 128H12V129H10V132L8 131L9 130V128H8V126H10ZM57 125V126H58ZM64 125V126H63ZM86 125H87V127L88 126H90V128L88 127V129L90 130V129H92L91 127L92 126H94L93 128H94V130L92 129V130H90V132L88 131V129H87V127H86ZM109 125V126H108ZM119 125V126H118ZM122 125H123V127H122ZM194 125V126H193ZM228 125H230V126H228ZM249 125V127H247ZM4 126H6L7 128H8V130H5L6 129V127H4ZM43 126V127H42ZM50 126V127H49ZM65 126H68V127H70L71 128V130L73 131V132H71V130H70V128H68V127H65ZM85 126V127H84ZM99 126V127H98ZM101 126V127H100ZM107 126V127H106ZM110 126H111V128H110ZM114 126V127H113ZM121 126V127H120ZM162 126V127H161ZM170 128H169V127ZM200 126V123L198 124V127ZM250 126H252V127H250ZM4 127V128H3ZM64 129H63V128ZM96 127V128H95ZM97 127L98 128H100V129H98V130H96L97 129ZM110 128V130L109 129H107V128ZM112 127H113V130H111L112 129ZM120 127V128H119ZM202 127V126H201ZM231 127H232V129H231ZM0 128V129H1ZM45 128V129H44ZM49 128H51V129H49ZM60 128H61V130L62 131H66V133H64V132H62L61 130H60ZM65 128H67L69 131H70V134H69V132L67 131V129H65ZM74 128V129H73ZM77 128V129H76ZM103 128H105V131H104V129ZM119 128V129H118ZM164 128L165 129H169V131H168V129L167 130H164ZM175 129V132H176V134H174L175 132H174V129ZM176 128L178 129V131H179V134H180V132L183 130V128H184V134H180V135H178V131H176ZM179 128L181 129V131L179 130ZM52 129L55 131H57V133H58V136H57V134H56V131L55 132H52ZM86 129H87V131H86ZM103 129V130H102ZM118 129V130H117ZM126 129H128V130H126ZM173 131H172V130ZM191 129V130H190ZM223 129V130H222ZM235 129H236V131L239 133V132H241V134L239 133H236V131H235ZM12 130V131H11ZM49 130V131H48ZM75 130V131H74ZM99 130H100V132H99ZM117 130L118 132H119V130H120V132L122 133H117V134H115L116 132L115 131ZM122 130V131H121ZM245 130V131H244ZM8 131V132H7ZM13 131H14V133H17V131H19L18 132V134H19V136L17 137V135L16 134H14V135H16L15 137H14V139H13ZM49 132V135H48V133H46V132ZM94 132V136H93V133H91V132ZM101 131H103V132H105L104 134H103V132H101ZM110 131V132H109ZM112 131V132H111ZM128 131V132H127ZM167 131V132H166ZM231 131H233V132H231ZM242 131H243V134H242ZM3 132V133H2ZM52 132V134H50ZM68 132V133H67ZM75 132V133H74ZM80 132V131H79ZM78 132V133H79ZM87 132V133H86ZM88 132H89V134H88ZM96 132H98V133H96ZM107 132H109V134L107 133ZM127 132V133H126ZM129 132H131V133H129ZM137 132V133H136ZM171 132H174V133H172V134H170ZM185 132H187L186 134H185ZM11 133V134H10ZM56 134V135H53V134ZM74 133V134H73ZM107 133V135H105ZM114 133V134H113ZM128 133H129V135H128ZM133 133H134V137L133 138H131L132 136H133ZM181 133H183V132H181ZM10 134V135H9ZM59 134H63V135H59ZM65 134V135H64ZM97 134V135H96ZM99 134V135H98ZM101 134V135H100ZM111 134H113V135H111ZM120 134H121V137H120ZM123 134L126 136H123ZM138 134V135H137ZM200 134H202V135H200ZM213 134V135H212ZM219 134H221L220 136H219ZM237 134V135H236ZM52 135V136H51ZM72 135V136H71ZM89 135H91V136H93L94 137V140L98 143V144H100V147H103V150L99 147V145H98V148L100 149H98L96 146H97V143L94 141V143L92 144L91 142L92 141H90L89 139L91 138ZM103 135V136H102ZM104 135H105V137H104ZM112 137H111V136ZM116 137H115V136ZM119 135V136H118ZM132 135V136H131ZM135 135H136V137H135ZM169 135V136H168ZM176 135V136H175ZM177 135L179 136V137H181L179 140H178V138L179 137H177ZM209 135H211V136H209ZM223 135V136H222ZM239 135V137H237ZM243 135V136H242ZM51 136V137H50ZM59 137V140L63 143V139L62 138H66L65 139V141L67 142H65L64 144H68V145H62V144H60L61 142L57 139V137ZM68 136H69V138H68ZM71 136V137H70ZM96 136V137H95ZM107 136H110V137H107ZM123 136V137H122ZM173 136H175V137H173ZM203 136V137H202ZM232 136H234V138L232 137ZM241 136V137H240ZM9 137V138H8ZM12 137V138H11ZM56 137V139H57V142H56V139L54 140V138ZM87 137L89 138L88 140H87ZM92 137V138H93ZM98 137V138H97ZM100 137H103L102 139L100 138ZM113 137H115V141H114V138ZM130 137V138H129ZM165 137V138H164ZM171 137V138H170ZM209 137V138H208ZM220 137V138H219ZM222 137H225V139L224 138H222ZM20 138L22 139V140H20ZM47 138V139H46ZM92 138H91V140H92ZM97 138V139H96ZM106 138V139H105ZM107 138H110L109 140L111 141H109ZM175 138H177V140H175ZM208 138V139H207ZM241 138V139H240ZM8 139H9V141H8ZM32 139H34L33 141H34V143H33V141H32ZM38 141H36V140ZM48 139H50V140H48ZM70 139H71V141H70ZM111 139H113V140H111ZM123 139H124V141H123ZM134 139L136 140L135 142H134ZM162 139V140H161ZM196 139V140H195ZM224 141H223V140ZM1 140H3V141H1ZM13 140H16L15 142H13ZM43 140H46V142L45 143H43L44 145L42 146L41 144V142ZM51 140H53V145H51L52 144V141ZM69 140V141H68ZM100 140L101 141H104L105 143H103V142H101L100 143ZM120 140V141H119ZM133 141V142H131V143H133V144H131V143H128L129 141ZM170 140V141H169ZM171 140H174L173 142L171 141ZM201 140V141H200ZM222 140V141H221ZM233 140V141H232ZM11 141V142H10ZM32 141V142H31ZM113 141V142H112ZM117 141L119 142V144L117 143ZM169 141V142H168ZM223 142V143H221V142ZM235 141V142H234ZM9 142V143H8ZM16 142H18V144L20 145H24L23 147L21 146H19ZM20 142V143H19ZM32 143V145H31V143ZM71 142V143H70ZM106 142L108 143V145H111L112 146V148H111V146H110V148H108L109 146L108 145H106ZM115 142H116V144H115ZM170 143V144H168V143ZM200 142H201V144H200ZM226 142H228V143H226ZM239 142H240V144H239ZM3 143H7V144H3ZM14 143V144H13ZM30 145H29V144ZM37 143V144H36ZM41 145H39V144ZM59 143V144H58ZM74 144V146H73V144ZM112 143V144H111ZM113 143H114V145H113ZM121 143V144H120ZM127 143V144H126ZM204 143H203V145H204ZM224 143H226L225 145H224ZM233 143V144H232ZM8 144H11V145H8ZM18 145V146H16V145ZM34 144V145H33ZM46 144V145H45ZM50 144V146H48ZM55 144H57V145H55ZM95 144V145H94ZM101 144H103V146L101 145ZM123 144V145H122ZM126 144V145H125ZM128 144H131L130 146L128 145ZM14 146V148H13V146ZM28 145V146H27ZM36 145V146H35ZM38 145H39V147H38ZM73 147H72V146ZM104 145H106V147L104 146ZM120 145V146H119ZM127 145H128V147H127ZM168 145V146H167ZM170 145V146H169ZM171 145H172V147H171ZM237 145V146H236ZM5 146H8V147H5ZM11 146V147H10ZM15 146H16V148L18 149H15ZM45 146V147H44ZM52 146H54V150H55V153H54V151H53V154H51L52 152H51V150L53 149V147ZM57 148H56V147ZM61 148H59V147ZM65 146V148L67 149V151H66V149H65V154H62V153H64V147ZM69 148H68V147ZM95 146V147H94ZM108 146V147H107ZM122 146V147H121ZM178 145H176L175 147H177ZM184 146H186V147H184ZM225 146V147H224ZM5 147V148H4ZM42 147V148H41ZM48 147H51L52 149L50 150V148H49V151H48ZM119 149H121L122 150V152H120L121 150H119ZM129 147H131L130 149H128ZM168 147H170V148H168ZM7 148H12L11 149V151H9V149L7 150ZM22 148V149H21ZM23 148H26L27 149V151H26V149H23ZM38 148H41V150H42V152L44 153L43 155H41L40 156V154H41V150L39 149V151H36V149ZM44 148H46V150L44 149ZM75 148V149H74ZM123 148V149H122ZM173 148V149H172ZM223 148V149H222ZM4 149V150H3ZM20 149V150H19ZM31 149H33V150H31ZM37 149V150H38ZM73 149H74V152H72L73 151ZM98 149V150H97ZM106 149V150H105ZM111 149V150H110ZM169 149V150H168ZM215 149V150H214ZM222 149V150H221ZM224 149H226V151L224 150ZM18 151V152H20L19 153V156H21V157H19L18 156V152H16V151ZM26 151V153H25V151ZM43 150H45V152L43 151ZM56 150H58V151H56ZM109 150V151H108ZM125 150V151H124ZM130 150V151H129ZM170 150H171V152H170ZM227 153L228 152V155H227V157H226V154H225V152ZM4 151V152H3ZM7 151H9V153H10V157H9V153L7 152ZM22 151H23V153H22ZM30 151L33 153L34 151V153H33V157H32V154L30 153ZM61 151V152H60ZM128 151V152H127ZM11 152H13V153H11ZM14 152L16 153V154H14ZM48 152V153H47ZM99 152V153H100ZM106 152V153H105ZM114 152V153H113ZM167 152H169V153H171V154H169V153H167ZM181 152V151H180ZM236 152H238L239 153V155H238V157L236 158V155H237V153ZM4 153L6 154V155H8V157L9 158H7L6 157V155L4 156ZM22 153V154H21ZM47 155H46V154ZM59 153V154H58ZM66 153H69V154H66ZM73 155H72V154ZM95 153V154H96ZM105 153V154H104ZM113 153V154H112ZM123 153H125V154H123ZM200 153V154H199ZM210 153V154H209ZM24 154V155H23ZM51 155V157H50V155ZM167 154H169V155H167ZM243 154H245V155H243ZM28 156V158H27V156ZM31 155V156H30ZM45 155H46V157L48 158L49 157V159H46V157H45ZM68 155V156H67ZM71 155V156H70ZM111 155H115V156H111ZM119 155V156H118ZM171 155H172V157H171ZM209 155V156H208ZM210 155H212V156H210ZM218 155H219V157H218ZM243 155V156H242ZM2 156H4V157H2ZM17 156V157H16ZM30 156V157H29ZM35 156V157H34ZM41 158H40V157ZM116 156H117V158H116ZM170 156V157H169ZM234 156V157H233ZM242 156V157H241ZM13 157H15L14 159H13ZM73 157V158H72ZM214 157L212 158L213 159V161H216V160H214ZM7 158V159H6ZM12 158V159H11ZM18 158V159H17ZM24 158V159H23ZM26 158V159H25ZM31 158V159H30ZM35 160H34V159ZM42 158H44L43 159V161L45 162L44 164L42 163L43 161H42ZM60 158V157H59ZM72 158V159H71ZM218 158V159H217ZM233 158V159H232ZM238 158L240 159L239 161H237L238 160ZM9 159L12 161V160H14V161H12V163H14L13 165H8V164H12L10 161H9ZM30 159V160H29ZM115 159V160H114ZM170 159H171V164H173V165H171L170 164ZM172 159H173V161H172ZM175 159V160H174ZM243 159V160H242ZM2 160V161H1ZM5 160H7L6 162H5ZM34 160V161H33ZM39 160H41V161H39ZM49 160V161H48ZM71 160V163L69 162ZM179 160V161H178ZM188 162H186V161ZM207 160H206V162H207ZM220 160V159H219ZM218 160V161H219ZM5 162V164H4V162ZM31 161V162H30ZM176 161V162H175ZM178 161V162H177ZM181 161V162H180ZM185 161V162H184ZM218 161H216V162H214V163H212V167H213V165L215 166V168L213 169L214 171H216V172H214L213 171V174L211 175V176H207L208 177V179H210L211 178V181H212V183H213V185L214 184H216L217 182H219V180L221 179H219V178H216V176L218 177V174H220L221 172H222V170H221V165L220 164H223V162H218ZM242 161H243V165H242ZM3 162V163H2ZM8 162V163H7ZM32 162H33V165H30V164H32ZM64 162V161H63ZM100 162V161H99ZM110 162V163H109ZM114 163V162H116V163H114V164H112V163ZM153 162H155L156 163V165H155V163H154V165H153ZM174 162V163H173ZM180 162V163H179ZM183 162V163H182ZM205 162V163H206ZM239 162V163H238ZM23 163H25V164H27L26 166H24L23 165ZM28 163H30V164H28ZM43 164V165H41V164ZM106 163V164H105ZM218 163H219V165H218ZM238 163V164H237ZM7 164V167L5 166ZM35 164V165H34ZM110 164H112V165H110ZM117 164H118V166H117ZM185 164V165H184ZM216 164H217V166H216ZM234 164H236V165H234ZM16 165H18V163L16 162ZM24 167H23V166ZM30 167H29V166ZM105 165V166H104ZM153 165V166H152ZM176 165V166H175ZM180 165V166H179ZM240 165V166H239ZM8 166H10V168H12V169H10ZM11 166H13V167H11ZM31 166L33 167V168H31ZM43 166V167H42ZM45 166V167H44ZM108 166H110V167H108ZM115 166V167H114ZM172 166H174V167H176L175 169L172 167ZM182 166V167H181ZM193 166H195L194 168H193ZM16 167V166H15ZM21 167H22V169H21ZM155 167V168H154ZM180 167H181V169H180ZM186 167V168H185ZM190 167V168H189ZM218 167V168H217ZM231 167H233V168H231ZM240 167H243V171H244V173L242 174V175H240L242 172H241V170H242V168H240ZM245 167V168H244ZM13 168H14V170H13ZM109 169V171H108V169ZM173 168V169H172ZM189 168V169H188ZM207 167H203V169H206ZM252 168V169H251ZM27 171H25V170ZM34 169V171H36ZM184 169V170H183ZM194 169V170H193ZM216 169V170H215ZM220 169V170H219ZM28 170H30V171H28ZM37 170V171H38ZM145 170H147V171H145ZM172 172H171V171ZM175 170H176V172H175ZM179 170V171H178ZM185 170H186V173H185ZM193 170V171H192ZM12 171V172H11ZM22 171H24V172H22ZM34 171H32V172H34ZM37 171H36V174H37ZM38 171V174L40 173ZM47 171V170H46ZM181 172V173H178V172ZM184 171V172H183ZM195 171H196V173H195ZM219 171H221L220 173H219ZM224 171V170H223ZM241 173H240V172ZM1 172H3L4 174H2ZM30 172V174H28ZM12 173V174H11ZM23 173V174H22ZM26 173V174H25ZM192 173V174H191ZM214 173H216V176L214 177ZM223 173H225V172H223ZM107 174V175H108ZM158 174L160 175V177H163L162 178V180H166L165 182H163L164 184H162V186H158V189H154L152 186H151V184H150V182H149V178L151 177V176H153V175H156L157 177H158ZM195 174V175H194ZM258 174H260V176L259 177H257V175ZM263 174V175H262ZM8 175V176H9ZM164 175L166 176L165 178H164ZM188 175V176H187ZM2 176V177H1ZM109 176V175H108ZM112 176V177H111ZM138 176V177H137ZM141 176H142V178H141ZM145 176V177H144ZM150 176V177H149ZM221 175H219V177H220ZM223 176V175H222ZM239 176H240V178H239ZM242 176V177H241ZM31 177V178H30ZM114 177V178H113ZM186 177H187V179H186ZM189 177V178H188ZM206 177V178H207ZM253 177V178H252ZM261 177H262V179H261ZM136 178H138V180H136ZM214 178V179H213ZM216 179H219V180H217V182H216ZM135 180V181H134ZM144 180H145V182H144ZM215 180V181H214ZM28 181V182H29ZM148 183H147V182ZM181 181H183V182H181ZM252 181V182H251ZM144 182V184H142ZM182 184H181V183ZM222 182V180L220 181V183ZM224 182H226L227 183V181H223V186L224 185H226V184H224ZM249 182V183H248ZM257 182H258V184H257ZM261 182V183H260ZM252 183V184H251ZM108 184H107V186H108ZM150 184V185H149ZM219 184V183H218ZM228 184V183H227ZM263 185L262 186V188L260 187L261 185ZM117 185V186H116ZM177 185H179V186H177ZM217 185V184H216ZM221 186H222V184H220ZM240 185H242V186H244V187H242V186H240ZM150 186V187H149ZM175 186V187H174ZM176 186H177V188H176ZM217 186H219V185H217ZM110 187H112V188H110ZM174 187V188H173ZM213 186H211V188H212ZM253 187V188H252ZM103 189V190H101V189ZM128 188V189H127ZM133 188V189H132ZM161 188H163V189H161ZM181 188V187H180ZM214 188V187H213ZM250 188H252V192L254 193L253 194V198L252 199H254V200H252V201H250V203H248V206H247V210L246 211H244L242 208H243V205H242V195H243V193L244 192H246L248 189H250ZM262 190H261V189ZM100 189V190H99ZM112 189V190H111ZM130 189V190H129ZM135 189H137V190H135ZM153 191H152V190ZM171 189V190H170ZM255 189V190H254ZM260 189V190H259ZM127 190H128V192H127ZM139 190H141V191H139ZM164 190V191H163ZM256 190H257V192H256ZM97 191V192H96ZM98 191H99V193H98ZM132 192V194H131V192ZM144 193H143V192ZM149 191V192H148ZM255 191V192H254ZM95 192V193H94ZM129 192H130V194H129ZM148 192V193H147ZM167 192V193H166ZM208 192V191H207ZM207 192L205 193V194H207ZM151 193H153V194H151ZM156 193V194H155ZM161 193H162V195H161ZM166 193V194H165ZM209 193V192H208ZM95 194V196L93 197V195ZM96 194L97 195H99V196H96ZM114 194V193H113ZM112 194V195H113ZM186 194V193H185ZM162 197H161V196ZM257 195V196H256ZM154 196H156V197H154ZM255 196V197H254ZM133 197H131V198H133ZM154 197V198H153ZM159 197H161V198H159ZM165 197V198H164ZM198 197H200L201 198V195H199ZM96 198V199H97ZM153 198V199H152ZM163 198V199H162ZM263 198V199H262ZM149 199H151L152 201L154 200V199H156L155 201H150ZM164 199H166V200H164ZM148 201H147V203H148ZM262 201V202H261ZM212 202V201H211ZM146 203V202H145ZM216 205H218L219 206V209L221 208V210L219 211V212H217L219 209L218 208H216ZM234 205V204H233ZM212 208H211V207ZM217 206V207H218ZM256 206H257V208H256ZM214 207V208H213ZM233 207V206H232ZM258 209L257 211L256 210H253V209ZM176 209H178V210H176ZM215 209V211H213ZM216 209H217V211H216ZM182 210V211H181ZM222 210H224L225 212L224 213H226L225 215H227V213H228V215L230 216H222L220 213H221V211ZM228 212H227V211ZM241 210V211H240ZM242 210H243V212H242ZM66 212H64V213H60V212H62V211H60V209H57V210H55V211H53L52 213H53V215H54V217H53V215L51 216V218L47 221L48 222V224L50 225H48V227L45 225L44 226V234H46L47 235V232L49 233V234H52L53 233V230H55L54 232H57L58 230H56V229H59V231L58 232H61V231H63V233L61 232V234L62 235H64V234H66V232H64V231H66L67 229H70V230H67V232L68 231H70L69 233H67L63 238H65V239H63L62 241H61V244H60V246L62 247H60L61 248V250H62V253H61V251H60V254L61 255H65V253H66V255H68V256H64L63 255V257H65L66 259L65 260H67L68 258H69V243H67V242H69L68 240H71L70 238H74L75 240L77 239V242H79L80 243V241H81V239H82V241H83V243L85 244V245H87V246H85V247H90V248H95L97 251H98V253H100V254H97V251L95 252L94 251V248H93V253H94V256L96 255V257L98 256V255H100V256H98L97 258H96V260H98V259H102V263L104 264V261L105 262H107V261H111V260H113V258H114V256L113 255H111L110 253H113V251H111V249L109 248V247H103L104 245V242L103 243H98V241H96V244H95V241H93V239H95V240H101L100 238H101V236H99V230H97V228L96 227H94V229L96 228V232H98L97 233V235L98 236H96L95 234L96 233H92L93 235H91V236H93V237H91L92 239H90V237H89V235L88 234H86V235H84L85 233H84V231L82 230L83 229V226H81L80 224H79V222L78 223H76L75 221L73 222L72 221V223L74 224V223H76L75 225H78V227L80 228V227H82V228H80V230H79V228L77 227V226H74V229L73 230H71V227H72V224L70 223V225L68 226V223L69 222H67V218H69V214H68V211L67 210H65ZM150 211V210H149ZM148 211V212H149ZM179 211V212H178ZM213 211V212H212ZM259 211H260V213H259ZM183 212V213H182ZM215 212V213H214ZM217 212V213H216ZM229 212H231L230 214H232V212H233V214H232V216L229 214ZM255 212V213H254ZM258 212V213H257ZM223 213V212H222ZM223 213V214H224ZM241 213H242V215H241ZM256 213L258 214V215H256ZM66 214L68 215V216H66ZM183 214V215H182ZM213 214V215H212ZM216 214V216H214ZM240 214V215H239ZM254 214V215H253ZM60 215V216H59ZM218 215V216H217ZM219 215H220V217H219ZM237 215H239V217L237 216ZM235 216H237V218L235 217ZM245 216H246V218L247 217H249V219H245ZM260 216V217H259ZM61 217H62V219H64L65 217H67V218H65L64 220H66V221H64L65 223H67L66 224V226H68V228L65 226V223L61 220ZM210 217H211V219H210ZM212 217H214V218H212ZM215 217H219V219L218 218H215ZM231 217H233V218H231ZM251 217V218H250ZM258 217H259V219L260 220H258ZM187 218V217H186ZM244 218V219H243ZM155 219V220H154ZM251 219V220H250ZM215 220H217L216 222L218 223L219 222V226L218 225H216V222L214 223L213 221H215ZM245 220V222H247L246 224L247 225H245V222L244 223H242L243 221ZM249 220H250V222H249ZM59 221H61V222H59ZM259 221L260 222H262V224H260L259 223ZM202 222V223H201ZM204 222V223H203ZM235 222V223H234ZM58 223H59V225H61V228L63 227V229H61L60 227L58 228ZM60 223H63V224H60ZM187 223L190 225V226H185V225H187ZM211 223H213L214 224V226H213V224H211ZM233 223V224H232ZM242 223V224H241ZM47 224V223H46ZM163 224V226H161ZM232 224V225H231ZM63 225V226H62ZM208 225V226H207ZM210 225H212V226H210ZM215 225L217 226V228L215 227ZM245 225V226H244ZM202 226V227H201ZM222 226V228H224ZM252 226H254L253 228H251ZM50 228V229H47V228ZM66 229H65V228ZM70 227V228H69ZM155 227H156V229H155ZM185 227H186V231H184L183 232V230L185 229ZM215 227V228H214ZM56 228V229H55ZM109 228H111V226L109 227ZM221 228V229H222ZM248 228H246V229H248ZM52 229V230H51ZM60 229H61V231H60ZM78 229V230H77ZM112 229V228H111ZM110 229V230H111ZM213 229V230H212ZM262 229H263V231H262ZM49 230V231H48ZM52 231V233H50L51 231ZM78 231H81V232H78V234H77V232ZM113 230V229H112ZM209 230H212V232L210 231V233H209ZM217 232H216V231ZM220 230V229H219ZM71 231H73L72 232V235L70 234L71 233ZM75 231V232H74ZM223 231V230H222ZM262 231V233H260ZM46 232V233H45ZM84 233V234H81V233ZM145 234H144V233ZM150 232V231H149ZM219 232V233H218ZM151 233V232H150ZM75 234H77L76 235V237L77 238H75ZM130 234H132V236H134V239H135V241H139L140 240V238H139V236H137L136 237V235H135V233L134 232H132V233H130ZM211 234H213L214 236H213V239H211ZM217 234V235H216ZM68 235H69V237H68ZM71 235V236H70ZM83 237H81V236ZM84 235V236H83ZM153 235V236H154ZM85 236H86V240L84 239L85 238ZM128 236H130V239H131V241L133 240V238H131L132 236L131 235H125V242H127V241H130V239H128V240H126L127 238H129ZM181 236V237H180ZM196 236V235H195ZM256 236V237H255ZM42 237H44V236H42ZM78 237H80L79 239H78ZM88 237H89V239H88ZM98 237V238H97ZM66 238L68 239V240H66ZM88 239V240H87ZM103 239V238H102ZM178 239V240H177ZM198 239V240H197ZM254 239V240H253ZM258 239H259V237H258ZM258 239H256V240H258ZM66 240V241H65ZM79 240V241H78ZM255 240V241H256ZM92 241V242H91ZM155 241H157V240H155ZM159 241V240H158ZM157 241V242H158ZM193 241V242H192ZM200 241L196 244V245H194V243H193V245H194V248L196 249V252L198 253V252H200V254L198 253V258H199V255H206V257L207 258H205L206 260L205 261H207L208 263H206V264H211V263H213L214 264V261H217L218 260V258L216 259V256L214 257L213 256V258L215 259V260H213V258H212V255L211 256H209V247H210V245H208L209 247H207V245H206V247L204 246V245H201L202 243H200ZM63 242H65V243H67V244H65V243H63ZM94 243L93 244V246L91 247V245L89 244V243ZM141 241H139V243H140ZM214 242V241H213ZM253 242V243H252ZM145 243H146V241H145ZM200 243V244H199ZM249 243H251V245L249 244ZM263 243H264V238H263ZM100 244V245H99ZM101 244H102V247H100L101 246ZM155 244H156V242H155ZM201 245V246H199V245ZM248 244V245H247ZM97 246V247H95V246ZM250 245V246H249ZM68 248V251H67V249H66V247ZM204 248H203V247ZM63 247H64V249H63ZM99 247L101 248V250L99 249ZM193 247V246H192ZM196 247H198V249L196 248ZM106 248H107V250H106ZM201 248H203L204 250L205 249H207V250H205V251H207V252H205L204 254H203V249H201ZM259 248H260V250H259ZM87 249H89V248H87ZM105 249V250H104ZM194 249V250H195ZM261 249H263L262 251H261ZM64 250V251H63ZM89 250H91V249H89ZM100 250V251H99ZM203 252H202V251ZM102 251V252H101ZM64 252V253H63ZM154 252H156L157 253V251H154ZM257 252H259V254H257ZM73 253H76L75 252V250H74V252ZM102 253V254H101ZM250 253V254H249ZM252 253V254H251ZM72 254V253H71ZM104 254V256H102L101 257V255H103ZM114 254V253H113ZM255 254H256V256H257V258H255ZM83 256L84 255H86V254H82ZM109 255H111L112 257H108ZM204 255V256H205ZM246 255V256H245ZM235 258V260H233V264H240L241 263V260H240V262H236V255H233ZM68 257V258H67ZM89 256H87V258H88ZM106 257V258H105ZM257 259V261L255 260V259ZM75 259V258H74ZM106 259H108V260H106ZM156 259L157 260H153V261H155V262H152L151 264H162V263H164L163 262V258L162 257H156ZM213 260V261H210L209 262V260ZM255 261H254V260ZM261 259V260H260ZM71 260V258H69L67 261H70ZM76 260H77V257H76ZM157 261H162L161 263H156ZM239 261V260H238ZM66 262V261H65ZM204 262V261H203ZM263 262V263H262ZM202 263V262H201ZM259 263V264H260ZM115 264V263H114ZM117 264V263H116ZM119 264V263H118ZM165 264V263H164ZM204 264H205V262H204Z\"/></svg>","mask_w":264,"mask_h":264},{"label":"bare ground","instance_id":"bare-ground-1","mask_svg":"<svg viewBox=\"0 0 264 264\" xmlns=\"http://www.w3.org/2000/svg\"><path fill=\"white\" fill-rule=\"evenodd\" d=\"M25 1H27V0H25ZM23 2L22 1V3H23V5L24 6H26V8H27V5L30 3V2H32V1H34V0H30V2L28 3V1L27 2ZM45 2H46V0H44ZM51 1H53V0H51ZM55 1V0H54ZM59 1V0H58ZM60 1H62V0H60ZM66 1V0H65ZM91 1H93V0H91ZM96 1V0H95ZM98 1V0H97ZM110 1V0H109ZM115 1H117V0H115ZM118 1H121V0H118ZM130 1V0H129ZM140 1V0H139ZM144 1V0H143ZM149 2H150V0H148ZM176 1H178V0H176ZM180 2H183L182 0H179ZM188 1V0H187ZM201 1V0H200ZM247 1L248 0H246V3H247ZM14 2V1H13ZM13 2H11V3H13ZM16 2H17V0H16ZM36 3H35V5L36 4H38V5H42V3L41 4H39V3H37V1H35ZM38 2H43V0H41V1H39L38 0ZM64 2V1H63ZM62 2V3H63ZM72 2V1H71ZM70 2V3H71ZM88 2V1H87ZM99 2V1H98ZM101 2V1H100ZM108 2V1H107ZM110 2H114V1H110ZM123 2V1H122ZM132 2H134L133 0H132ZM159 2V1H158ZM163 2V1H162ZM167 2H168V4H171L170 2H169V0H167ZM179 2V3H180ZM220 2H224L223 0H220ZM255 2V1H254ZM10 3V4H11ZM26 3H27V5H26ZM54 3H58V2H54ZM69 3V2H68ZM68 3L66 2V4L68 5ZM90 3V2H89ZM104 3H105V0H104ZM103 3V4H104ZM109 3V2H108ZM111 3V4H112ZM118 3H120V2H117V4ZM135 3V2H134ZM143 3V2H142ZM160 3V2H159ZM222 3H219V4H222ZM234 3V2H233ZM260 3V2H259ZM258 3V5H260ZM14 5H16L15 4V2L13 3ZM20 4V5H19ZM18 4V6H21L22 4L21 3H19ZM34 4V2H32V5L30 4V6L32 7L33 6V8H34V6L35 5H33ZM43 4H45V3H43ZM65 4V3H64ZM63 4V5H64ZM114 4H116V3H114ZM117 4H116V6H117ZM155 4L156 3H154L153 5H152V7H155ZM194 4V3H193ZM263 4H264V0H263ZM38 5H36L35 7H36V11L34 10V12H37L38 10H40V9H38L39 8V6ZM47 5H48V7H49V1H48V3H47ZM71 5H73V4H71ZM86 5V4H85ZM94 5V4H93ZM96 6L98 5V4H95ZM99 5H102V3L100 4L99 3ZM105 6L106 5H108V4H104ZM121 4H119V6H120ZM124 5V4H123ZM130 5H132L131 4V2H130ZM129 5V6H130ZM149 5V4H148ZM148 5H145V6H143L140 10H138V7L139 6H137V8L135 7V4H134V7L137 9V11L135 10V9H132L131 8V10L133 11V10H135V13H136V15L137 16H140V17H145L146 19L145 20H147V18H150V16L153 14V12L151 11V9H152V7H151V9H150V5L148 6ZM162 5H165L164 4V2H163V4L161 3V6L160 7H162ZM172 5V4H171ZM178 5V4H177ZM181 5V4H180ZM216 5V6H215ZM253 5H255L254 3H253ZM11 6H13L12 4L10 5V7ZM24 6H22V7H24ZM51 6V5H50ZM54 6V5H53ZM57 7H59L60 5H56ZM74 6V5H73ZM114 6V5H113ZM115 6V7H116ZM128 6V5H127ZM158 6V5H157ZM156 6V7H157ZM174 6V5H173ZM200 7H199V10H200V14H199V16H200V18H199V21H200V23H199V26L197 27V28H195V30L196 31H194V32H192L191 33V35H192V39H195V37L198 35V30L199 29H201L202 31L204 30V29H202L203 27L206 29V30H208L209 32H210V30L211 31H214V36L212 37L214 40H217V38L218 37H220L221 35H220V33L221 32H219L218 33V27H219V25H215L214 24V19H213V17L214 16H217V18L219 19V21H220V25H225V23L230 19L231 21H232V17H231V15L229 14V12H228V10L226 9V10H221V9H218V8H216L217 7V4L216 3H214V4H212V2L211 3H209L208 1H201V3H200V5H199ZM17 7V6H16ZM15 6H14V8L13 7H11V8H13V9H15L16 8ZM47 6H46V4H45V7H43V8H48ZM55 7V6H54ZM111 7V6H110ZM118 7V6H117ZM116 7V8H117ZM126 7V6H125ZM133 7V6H132ZM133 7V8H134ZM141 7V6H140ZM139 7V8H140ZM181 7V6H180ZM247 7V6H246ZM26 8L24 7V10H26ZM29 8V7H28ZM43 8H41L42 9V12H41V15H40V12L38 11L37 13H38V15L35 13V14H33L34 12H33V9H32V13H29V12H26V11H22V17H20L21 19L20 20H22L21 22L23 23V25H25L26 27H28L29 29L28 30H30L31 28H33V27H36V26H41V24H43L44 23V21L46 20V19H43L41 16H42V14L45 12V10L46 9H44V11H43ZM67 8V7H66ZM84 8V7H83ZM106 8V7H105ZM113 8V7H112ZM119 8V7H118ZM117 8V9H118ZM121 8V7H120ZM124 7H122V9H123ZM127 8V7H126ZM253 8V10H255L256 8L255 7H252ZM17 9V8H16ZM15 9V10H16ZM20 9H23V8H21L20 7ZM19 8L16 10V11H18V10H20ZM30 8H29V10H31ZM51 9H55V8H52L51 7ZM50 9V10H51ZM59 9H60V7H59ZM62 9V8H61ZM60 9V10H61ZM85 9V8H84ZM101 10H102V8H100ZM115 9V8H114ZM121 9V10H122ZM164 9H165V7H164ZM177 9H178V7H177ZM47 10H49V8L47 9ZM49 10V11H50ZM56 10H57V12H60V11H58V9H55V11L54 12H56ZM71 10H73V9H71ZM104 10V9H103ZM113 10V9H112ZM111 10V11H112ZM123 10H125V9H123ZM158 10V9H157ZM175 10V9H174ZM94 11V10H93ZM99 11V10H98ZM111 11H110V15H113V14H111ZM118 11V10H117ZM117 11L116 12H113V13H117ZM119 11H120V9H119ZM128 11H129V8H128ZM128 11H126V12H128ZM179 11H180V9H179ZM55 13V14H58V13ZM62 12V11H61ZM68 12H69V10H68ZM68 12L66 11V13H65V11H64V13L66 14V15H68ZM75 12V11H74ZM74 12L72 13V14H74ZM104 12V11H103ZM108 12V11H107ZM130 12V11H129ZM19 13V12H18ZM46 13V12H45ZM50 13V15L52 14H54V13H51V12H49ZM64 13H62L63 15V17H67V16H65V14ZM78 13V12H77ZM76 13V14H77ZM83 12H81V14H82ZM85 13V12H84ZM89 13V12H88ZM92 13V12H91ZM121 13V12H120ZM120 13H118V14H120ZM158 13V12H157ZM163 15L165 14V17L166 16H168L167 15V13H165V10H163ZM224 13V14H223ZM256 13V12H255ZM254 13V14H255ZM60 14V13H59ZM71 14V13H70ZM75 14V16H77ZM81 14L79 15L78 14V16H81ZM94 14V13H93ZM97 14V13H96ZM105 14V13H104ZM117 14V15H118ZM178 14V12L176 13V15ZM16 15H18V14H16ZM40 15V16H39ZM49 14L46 16V17H48V16H50ZM127 15H129L128 13H127ZM158 14H156V16H157ZM172 15L173 16H176L175 15V12L173 13L172 12ZM256 15V14H255ZM254 15V16H255ZM18 16H20V14L18 15ZM44 16V15H43ZM61 16V15H60ZM69 16V15H68ZM77 16V17H78ZM83 16V15H82ZM81 16V17H82ZM86 16V15H85ZM88 16H90V14L88 15ZM95 15H93L92 17H94ZM114 16V15H113ZM126 16V15H125ZM155 15H153L152 16V18L154 19L155 17H154ZM251 16H252V14H251ZM70 17V16H69ZM80 17V19H82ZM121 17V16H120ZM128 17V16H127ZM161 17L162 16H160V19H158V21L157 22H159V24H160V21L162 20L161 19ZM164 17V16H163ZM171 17V16H170ZM16 18H17V16H16ZM72 18H74V17H72ZM89 17H87V19H88ZM123 18V21L126 23V18H124V16L122 17ZM168 18V17H167ZM174 18V17H173ZM19 19V18H18ZM49 19V18H48ZM51 19H52V17H51ZM50 19V21H52ZM79 19V18H78ZM133 20H134V18H132ZM131 19V20H132ZM152 19V20H153ZM254 19H256V18H253V21H254ZM115 20V19H114ZM119 20V19H118ZM118 20H116L117 21V23H118ZM144 20V19H143ZM142 20V21H143ZM144 20V21H145ZM149 20H151V19H149ZM164 20H166V19H164ZM49 22V20H46L45 21V24L47 23V25L49 24L48 22ZM83 21V20H82ZM80 22L79 23V25H78V23H77V26L75 25L74 27L73 26H70V27H66L65 28V30L67 31V32H69L68 33V35H70V34H74L73 36H74V38H75V34H77L76 36H78V35H80L81 36V38H82V40H83V42L85 41V39H87L88 38V36H87V34H89V32L92 34V32H102V31H104V29H105V31H106V29H107V27L108 26H110V25H112V24H114V22L111 24V22H112V20H110V19H108V20H106V18L105 19H103L102 18V16H95L94 18H91L90 20H88V21H86V22ZM120 21V20H119ZM136 21H138V20H136ZM143 21V25H145V22ZM180 21V20H179ZM196 21V20H195ZM134 22V21H133ZM132 22V23H133ZM151 22V21H150ZM163 22V21H162ZM192 22H194V21H192ZM22 23L20 24V26H22L23 27V25H22ZM66 23V22H65ZM73 23V22H72ZM120 24L119 25H121V26H119L118 25V27L120 28V27H122V23L121 22H119ZM153 23V27H154V21L152 22ZM171 23H173V22H171ZM178 23V22H177ZM180 23V22H179ZM195 23V22H194ZM194 23H192L193 25H194ZM76 24V23H75ZM115 24H116V22H115ZM115 24H114V26H115ZM135 24V23H134ZM133 24V25H134ZM137 25H138V23H136ZM164 23H162L161 25H163ZM191 24V25H192ZM230 24V23H229ZM233 24V23H232ZM52 25H53V23H52ZM62 25V24H61ZM68 25V24H67ZM69 25H71L70 23H69ZM132 24H130V26H131ZM137 25H134L133 26V28H132V30L131 29H129V31H132V32H134V33H132V32H130V33H127L126 35H135V29H134V27H136ZM174 25V24H173ZM250 25V24H249ZM253 25H254V22H253ZM17 26H19V25H17ZM19 26V27H20ZM37 27L38 29H40L41 27ZM54 26V25H53ZM66 26V25H65ZM147 26H148V22H147ZM177 25H174L173 26V28L174 27H176ZM21 27V28H22ZM111 27V26H110ZM145 28H146V26H144ZM149 27V26H148ZM159 27V26H158ZM166 28V25H164V26H162V27H160V28ZM179 27V26H178ZM18 27H16V29H17ZM44 24H43V26H42V30H43V32H41V33H39V35H37V37L36 36H33L32 38H34V39H30L31 41H28V42H25L26 44H29L30 45V47H34V48H39L40 50L42 49V51H46L47 50V52L48 53H53L54 52V45L53 44H59L60 46L62 45V34H61V32H63V30H61V29H58V28H54V27H49L48 28V26H47V28H44ZM109 28V27H108ZM114 27H112V29H113ZM164 28V29H165ZM190 28H191V26H190ZM193 28H194V26H193ZM251 28V27H250ZM24 29H25V27H24ZM38 29H36V30H38ZM64 29V28H63ZM111 29V28H110ZM115 29V28H114ZM133 29H134V31H133ZM136 29H138V31H139V28H136ZM149 29H151L152 31H153V29L152 28H149ZM149 29H147L146 28V31L145 32H147L146 34H149L150 32H148L149 31ZM180 29V28H179ZM189 29V28H188ZM187 29V30H188ZM238 29V28H237ZM260 29V28H259ZM26 30V29H25ZM41 30V31H42ZM94 30V31H93ZM108 30V29H107ZM115 30H118V29H115ZM124 30V29H123ZM158 30H161V29H158ZM175 30V29H174ZM114 31V30H113ZM118 31H120V30H118ZM162 31V33L164 34V32H165V34H167L166 33V31H169V30H167V28H166V31H164L163 32V29L161 30ZM172 31V30H171ZM180 31V30H179ZM189 31H191V29L189 30ZM249 32H248V34H247V40L246 41H244L243 43H241V44H238V43H235V44H233L232 45V48L237 52V54L238 55H242V56H244L245 57V59L247 60V61H249V62H252V63H257V64H260V66H262L261 67V73H264V41H262L261 39H260V34H255V33H252V31L250 32V30H248ZM261 31V30H260ZM108 32H109V30H108ZM155 32H159V31H157V30H155ZM175 32H176V30H175ZM174 32V33H175ZM182 31H180V33H181ZM208 32V36H211L212 35V33H209ZM116 33H117V31H116ZM161 33V34H162ZM201 33V32H200ZM199 33V34H200ZM240 33V32H239ZM64 34V33H63ZM95 34V33H94ZM97 35H98V33H96ZM108 34V33H107ZM111 34V33H110ZM114 34H115V32H114ZM136 34H139V33H136ZM158 34V33H157ZM164 34V35H165ZM168 34H169V32H168ZM170 34H171V32H170ZM170 34H169V36H170ZM173 34V33H172ZM171 34V36L169 37L168 36V39L170 38H173V35ZM177 34V33H176ZM188 34H190V33H188ZM36 35V34H35ZM65 35V34H64ZM90 35V34H89ZM93 35V34H92ZM96 35V37H98ZM101 35V34H100ZM103 35L104 34H102V37H103ZM126 35H125V38H127L126 37ZM150 35H151V33H150ZM159 35V34H158ZM180 35L181 34H179V35H177V37H180ZM232 35V34H231ZM262 35V34H261ZM107 36V35H106ZM106 36H104L105 38H106ZM110 36V35H109ZM109 36H107V38H109ZM113 36V35H112ZM182 36V35H181ZM188 36L189 35H187V38H188ZM242 38H244L242 35H240ZM36 37V38H35ZM66 37V36H65ZM96 37H94V39L96 38ZM103 37V38H104ZM135 37H137L136 35H135ZM143 37H145V36H143L142 35V38ZM151 38L153 37V35L152 36H150ZM150 37H147V38H149V40H151L150 39ZM159 37H164V36H162V35H160ZM198 37H199V35H198ZM76 38H78V37H76ZM75 38V39H76ZM93 38V37H92ZM102 38V39H103ZM104 38V39H105ZM106 38V41L107 40H109V39H107ZM117 38L118 37H116V40H117ZM124 38V39H125ZM128 38H130V37H128ZM132 38H133V36H132ZM146 38V37H145ZM154 39H155V37H153ZM152 38V41L153 42H156V41H154V39ZM165 38H167V37H164V39ZM200 38V37H199ZM72 39V38H71ZM89 39V38H88ZM97 39V38H96ZM124 39H123V43H124ZM163 39V38H162ZM161 39V40H162ZM163 39V40H164ZM167 39V40H168ZM175 39V38H174ZM173 39V40H174ZM180 39V38H179ZM183 39V38H182ZM29 40V39H28ZM136 40H138V39H136ZM161 40H158L159 42L161 41ZM173 40H168V42H171V43H173V42H175V41H173ZM185 40V39H184ZM187 40V39H186ZM196 40H197V37H196ZM223 40V39H222ZM261 40V41H260ZM63 41H64V39H63ZM69 41V40H68ZM74 41V40H73ZM77 41V39L75 40V42ZM98 41H102V40H99L98 39ZM104 41V40H103ZM106 41H104L105 43H103L102 44V42H101V45H103V47L105 48V50H107L108 49V47H107V49H106V46H110V44L108 45L107 43H109V41L108 42H106ZM125 41H127V43L128 42H133L134 41V38H133V40H130V41H128V39H125ZM142 41V40H141ZM144 41H148V39L147 40H144L143 39V43H138V42H136L137 43V45L136 44H134L135 46H136V48L137 49H135V53H136V51H139L138 49H139V45L141 44H143L141 47H143V46H146V45H144ZM166 41V40H165ZM163 42L162 41V43H160L159 45H161L160 47H162V45H163V43L165 44L166 42ZM173 41V42H172ZM179 42V41H181V40H177L176 39V42ZM195 41V40H194ZM193 41V42H194ZM228 41V40H227ZM226 41V42H227ZM47 42L48 43H50L49 45H51L48 49H46V48H44V46H48V44H47ZM75 42H73V43H75ZM88 42H89V40H88ZM145 42V43H146ZM150 42V44H151V41H149ZM158 42V43H159ZM175 42V45L177 46V47H180V48H178L179 49V52H180V49L182 48V46L184 47H186V49H188L189 51H190V49H189V47H187V45L185 44V43H182V41L181 42H179V43H176ZM185 42V41H184ZM23 43V42H22ZM65 43V42H64ZM98 43V42H97ZM97 43H92V44H94V45H96ZM122 43V44H123ZM127 43H125V44H127ZM148 43V42H147ZM196 43V42H195ZM207 43H209V41H207ZM220 43V42H219ZM19 44H21L20 42L18 43V45ZM47 44V45H46ZM67 44H69V43H67ZM71 44V43H70ZM76 44V43H75ZM82 45H83V43H81ZM99 44V43H98ZM105 44V45H104ZM124 44V45H125ZM139 44V45H138ZM153 44V46H154V43H152ZM174 44V43H173ZM173 44H170L171 46L173 45ZM24 45V44H23ZM23 45H21V47L23 46ZM93 45V46H94ZM111 45H113V42H112V44ZM115 45H116V47L117 48H114L115 47ZM117 45H119V44H115L114 43V46H110L109 48H114V49H116V50H114V49H112V51L114 52V53H116L115 51H117V49H118V46ZM128 45V44H127ZM126 45V46H127ZM131 45V44H130ZM129 45V46H130ZM158 45V44H157ZM156 45V46H157ZM159 45L156 47L155 46V48H157V49H155L153 46V48H154V51L156 52V50L157 51H159L160 49H162V48H160L159 47ZM194 45V44H193ZM222 45V44H221ZM221 45H219V44H217V46L216 47H218L217 49H219V47H221ZM63 46H64V44H63ZM62 46V47H63ZM66 46H68V45H66ZM71 46H72V44H71ZM99 46V45H98ZM123 45H121V46H119V47H122ZM128 46V48H130ZM134 46V47H135ZM148 46H149V48H150V45L148 44ZM175 46V47H176ZM190 46V45H189ZM197 46V45H196ZM195 45H194V47H196ZM18 47H20V46H18ZM102 47V49H104ZM151 47V48H152ZM160 49H159V48ZM165 47H168V46H165ZM184 47V48H185ZM17 48V47H16ZM23 49H24V47H22ZM68 48H69V46H68ZM76 48V47H75ZM78 49H79V47H77ZM76 48V49H77ZM94 48H97V45L94 47ZM100 47H98V49H99ZM123 48H125V47H123ZM145 48V47H144ZM149 48L148 47H146L145 48V50L144 51H146V49H148L149 50ZM150 48V49H151ZM152 48V49H153ZM171 48V47H170ZM173 48H174V46H173ZM230 48V47H229ZM5 49H7V48H5ZM88 49V48H87ZM102 49H99L100 51L102 50ZM122 48H119V51H118V53L119 52H121L120 50H121ZM165 50L164 51H166V53H165V56H166V54H167V48H164ZM198 49V48H197ZM206 49V42H205V40L203 41V43H202V50H205ZM4 50V49H3ZM21 50V49H20ZM20 50H18L19 51V53L22 51H20ZM25 50V49H24ZM35 50V49H34ZM61 50V49H60ZM63 50V49H62ZM79 50H84V49H79ZM78 50V52H80ZM99 50H97L98 52H100ZM123 50V49H122ZM127 51L128 49H124V51ZM143 50V49H142ZM141 50V51H142ZM147 50V51H148ZM163 50V49H162ZM175 50V49H174ZM173 50V51H174ZM216 50V49H215ZM215 50H214V54H215ZM26 52H24V51H22L21 53H28L27 52V50H25ZM75 51V50H74ZM84 51H86V50H84ZM80 52L81 53V55H80V58H79V56H78V58H74L71 54H68V61L67 62H70V63H68V64H71V61L73 60L72 58H69V55L70 56H72L74 59H77V62H78V60L79 59H81V58H86V57H92L93 58V56L94 55H91V56H82V54H86L85 52ZM88 51V50H87ZM89 51L92 53V51L90 50V48H89ZM88 51V53H90ZM96 51V50H95ZM108 51V52H107ZM106 52H107V54L109 53V51H110V49H108ZM121 52L122 53V55H123V57L122 56H118L119 54H113V56H112V53H111V55L109 54V56L110 57H112V58H110L109 59V61L105 64L104 63V65H102V66H104V67H102V68H105V76L106 77H109L110 79H112L111 77L112 76H117L118 78L117 79H119V77L121 78V80L123 79H125V78H127L128 80H130L131 82V85H132V89H131V87L129 86V89H131V92H132V94H130V93H128V95H132V99H134V100H132L131 99V102L132 101H134L133 102V104L134 105H131L132 107V110H133V106H134V109H135V111H136V113L138 114V116H137V114L134 112V114H133V116L136 114V116H137V118L140 120L139 122H141V124H143L142 123V119L144 118L145 120H146V117L148 116V109H154V111H152V112H154L155 113V107H158V105H160L161 106V104L164 102V104L163 105H166V106H169L170 108L173 106L174 107V109H176V107H177V110H178V112H177V110L175 111V112H177V114H175L174 112L172 113V110H168V111H170L171 113H170V115H168L169 117L172 115V117L174 116V118L177 120V123H178V125H180L181 126V128H182V126H185V124L183 123L185 120H187V121H193L194 123H195V125H197V128L195 129V131L193 132V131H188V133L187 132H185V134L187 133V134H190V133H193L194 135L193 136H191L190 137V135H188V138H187V135H186V137H185V135H184V137H183V135H182V139H180L181 137H179L178 135H180V134H184V128H183V130L181 131V129L179 128V130L181 131V132H183V133H181L180 132V134H179V131H178V129L176 128V131H178V135H177V137H179L178 138V142L176 143V145H178L177 147H175V146H173V148L174 149H176V150H174V152L175 151H179L181 148H182V145H183V142H186L185 143V145L187 144V142H189V140L190 139H192L193 140V137L195 136V132H201V131H203L204 130V133H207V132H205L207 129L206 128H208V125H210L211 126V122H212V127L211 128H213V130L216 132V134L219 132V130H220V127H222L223 128V124L221 123H219V120L221 119V117L219 118V116H218V107L217 108H215V106H214V97L215 96H218L220 99H219V101L221 100V101H223L222 99H225V98H222L221 97V95L224 93V90H223V87L221 88V86H223L222 84H221V82H220V79L219 78H217L216 76H214L215 78L213 79L214 81L211 83V84H207V87L205 86V82H204V85H203V83H202V86L199 84H195L196 83V80H198V78H199V76H200V74H199V72H196V70H195V72L196 73H198L197 75H198V78H196V80H191V79H189V81H187V83H186V81H185V83L183 84L182 82H180L181 83V86H179V87H181V88H185V90H183V92H181V88H179L178 86H177V84H176V82L174 81V83H172L171 84V82H172V79H175V80H177V79H179V78H177L176 76L178 75V77H181L180 75H183L182 74V71L184 72V70H182L181 72H180V70H178V69H184V68H186V67H184V65H181L183 62H182V60L180 59V57L179 58H177L178 60L180 59V61L179 62H177V60H176V58H175V61L178 63L176 66L174 65L173 66V63H168L169 62V60L171 59V58H169V60H167L168 59V57H167V59H166V57H164L165 58V60H167V61H165L164 60V62H163V59L162 58H159V60L160 61H155V60H152L153 62H152V64H151V61H149V63L152 65V67H151V65H150V67H151V70L149 71L150 73V75H149V77H151V78H149V79H145V77L146 76H144V82H142L141 81V79H139L140 81H137L138 79H137V76L139 75V73L135 70L134 71V69H133V71L131 72V71H127V69L125 70L124 68H122L123 66L120 64V66H122V67H120L119 66V64H117V62H118V60H119V58L121 59V58H124V53L126 54L127 52ZM150 51V50H149ZM153 51V52H154ZM169 51V50H168ZM177 53H178V51L177 50H175ZM195 51V53H197L196 52V49L194 50ZM222 51H224V50H222ZM230 51V50H229ZM7 52V51H6ZM15 52V51H14ZM59 52V55L60 54H62V52H60V51H58ZM98 52L96 53L97 55H98ZM103 52V51H102ZM106 52H103L102 53V55L105 53L106 54ZM143 52V51H142ZM141 52V53H142ZM161 54H162V52L161 51H159ZM170 53H168V54H170V56H171V54L175 57V53L173 54V52H172V50L171 51H169ZM183 52H185V50H183ZM187 52V51H186ZM185 52V53H186ZM206 52V51H205ZM210 52V51H209ZM231 52V51H230ZM13 53V52H12ZM20 53V54H21ZM30 53V52H29ZM28 53V54H29ZM31 53H32V51H31ZM33 53H34V51H33ZM32 53V54H33ZM35 53H36V51H35ZM34 53V54H35ZM71 53V52H70ZM130 52L128 51V55H130L129 54ZM140 53V52H139ZM146 52H143L142 54L144 55ZM194 53V54H195ZM3 54V53H2ZM17 54L18 53H16L15 52V56H17ZM38 55H39V53H37ZM36 54V55H37ZM55 54H57V53H55ZM75 55L77 54L78 55V53H77V51L74 53ZM93 54V53H92ZM106 54V55H107ZM149 54V55H148ZM150 54H151V52L149 53V52H147L146 53V56L143 58V59H141V60H146L149 56H150ZM180 54H182V53H180ZM199 54V53H198ZM211 54V53H210ZM210 54H206L205 53V57H204V59H206L207 57H209V59H211L210 57H211V55ZM223 54V53H222ZM46 55V54H45ZM77 55H76V57H77ZM101 54H100V56H102ZM105 55V56H106ZM121 55V54H120ZM136 55H137V53H136ZM136 55H134V56H136ZM141 55V54H140ZM159 55V54H158ZM163 55V54H162ZM178 55V54H177ZM184 56L186 55V54H183ZM204 55V54H203ZM206 55H207V57H206ZM3 56V55H2ZM6 56H7V53H6ZM18 56H20L19 54H18ZM35 56V55H34ZM39 56H42L43 58H44V55H42V54H40ZM57 56H58V54H57ZM61 56V55H60ZM99 56V55H98ZM108 56V55H107ZM106 56V57H107ZM169 56V55H168ZM169 56V57H170ZM183 56V57H184ZM201 56V55H200ZM215 56V55H214ZM216 56H218V58H219V61H220V55L218 54V55H216ZM59 57V56H58ZM103 57H104V55H103ZM127 58L129 57V56H126ZM133 57V56H132ZM159 57H161V56H159ZM163 57V56H162ZM178 57V56H177ZM199 57V56H198ZM222 57H223V55H222ZM16 58V57H15ZM42 58V59H43ZM134 58V57H133ZM133 58H131V59H133ZM195 58H196V62L197 63H199L198 61L199 60H197L198 58L195 56ZM6 60H9V59H7V58H5ZM13 57H12V59H10V62H13ZM45 59H49V58H45ZM44 59V60H45ZM70 59V60H69ZM97 58H95V60H96ZM104 59V58H103ZM111 59H112V61H111ZM125 59V58H124ZM129 59V58H128ZM150 59V58H149ZM151 59H155V58H152L151 57ZM174 59V58H173ZM184 59H186L185 57L183 58V61H184ZM203 59V60H204ZM0 60H1V58H0ZM12 60V61H11ZM14 60H16V59H14ZM58 60V59H57ZM83 60H86V59H83ZM83 60L81 61V63H83V65L86 63V61H85V63L83 62ZM88 60H92V59H88ZM87 60V61H88ZM107 60H108V58H107ZM121 60H123V59H121ZM130 60V59H129ZM128 60V61H129ZM144 60V61H145ZM157 60V59H156ZM207 60V59H206ZM213 60L214 59H212L211 61H206V62H211L212 64H209V65H213ZM3 61V63H5L4 62V60H2ZM42 61V60H41ZM50 61V60H49ZM52 61L53 60H51V63H52ZM55 61V60H54ZM53 61V62H54ZM75 61V60H74ZM74 61H72L73 62V65L75 66V64L77 63H75L74 64ZM102 61V60H101ZM155 61V62H154ZM162 61V62H161ZM172 61V60H171ZM216 61H217V59H216ZM238 61L239 60H237V63H238ZM10 62H7V63H10ZM59 62V61H58ZM79 62H80V60H79ZM78 62V63H79ZM92 63H93V61H91ZM98 61H96V63H97ZM123 62H124V60H123ZM146 62L148 63V59L146 60ZM173 62V61H172ZM186 62H189V60H187ZM185 62V63H186ZM203 62V61H202ZM202 62H200V63H202ZM229 62V61H228ZM1 63L2 62H0V66H1ZM92 63H90L91 64V66H94V63L92 64ZM95 63V64H96ZM103 63V62H102ZM101 63V64H102ZM128 63V62H127ZM192 63V62H191ZM55 64V63H54ZM54 64L52 63V65H51V67L53 68L52 69V71L53 70H55L57 73H60V72H63L64 73V75H68V76H66V77H71L69 74H66V72H64V70H66V69H71L70 71H69V69L67 70V72L69 71V72H77V70L76 69H73L74 68V66L71 64L70 66L71 67H73V68H71V67H69L68 66V64L67 63H64V65H65V69L63 70L62 68H59L57 65H55L54 66ZM58 64V63H57ZM80 64V63H79ZM87 64H88V62L85 64V66H87ZM99 64V63H98ZM97 64V65H98ZM100 64V65H101ZM175 64V63H174ZM10 65V64H9ZM9 65H7L6 64V67L8 66V67H10ZM12 65V64H11ZM58 65H62V64H58ZM64 65H63V67H64ZM66 65H67V67H66ZM82 64H80L79 66H81ZM182 66V67H180L179 68V66ZM201 65H203V64H201ZM215 65V64H214ZM214 65H213V67H214ZM221 64L219 63V67H221L220 66ZM3 66V65H2ZM79 66H75L76 68L77 67H79ZM90 66V67H91ZM190 66V65H189ZM194 66L195 65H191V67H193L194 68ZM204 66V65H203ZM207 66V65H206ZM211 66H209V67H211ZM50 67V68H51ZM62 67V66H61ZM101 67V66H100ZM99 67V68H100ZM127 67V66H126ZM150 67L148 68V69H150ZM176 67H178V69L176 68ZM208 67V68H209ZM216 67H218V65L216 66ZM216 67H214V68H216ZM236 66L234 65V68H235ZM98 68V69H99ZM193 68H192V70H193ZM207 68V67H206ZM213 68V69H214ZM221 68H223V67H221ZM233 68V69H234ZM80 69V68H79ZM82 69V68H81ZM148 69H146V71L148 70ZM186 69H188V68H186ZM191 69V68H190ZM210 69V68H209ZM5 70H7V69H5ZM76 70V71H75ZM86 70H88V69H86ZM101 70V71H100ZM99 71L100 72H102V69H100ZM128 70H132V69H128ZM202 70V69H201ZM207 70V69H206ZM54 71V72H55ZM104 71V70H103ZM146 71L144 72V73H146ZM188 70H186L185 71V73L187 72ZM198 71V70H197ZM216 71V70H215ZM218 71V70H217ZM220 71H221V69H220ZM226 71H228L229 72V70H226ZM251 71H252V69H251ZM54 72H53V74H54ZM73 72V74L75 75V73ZM133 72H137L138 73V75L137 74H134ZM148 72V71H147ZM178 72H179V74H178ZM194 72V71H193ZM205 73V70H203L202 71V75H204V73ZM210 72V71H209ZM2 73V72H1ZM78 73V72H77ZM168 73H170V74H168ZM184 73V75H186L187 76V73L185 74ZM201 73V72H200ZM225 73V72H224ZM224 73L222 74V75H224ZM252 73H253V71H252ZM252 73H248V74H252ZM79 74H81V72L79 73ZM78 74V75H79ZM84 74V73H83ZM97 74V73H96ZM99 74V73H98ZM97 74V77L99 76ZM141 75H139V77L140 76H143L142 75V73H140ZM172 74V75H171ZM190 75H192V72L191 73H189ZM211 74V73H210ZM209 74V75H210ZM230 74V73H229ZM239 74V73H238ZM58 75V74H57ZM56 75V76H57ZM103 75V77H104V74H102ZM145 75V74H144ZM159 75H160V77H164V75H165V77L164 78H162V80H163V84L161 85L160 83L162 82V80H161V78L159 79ZM172 77H171V76ZM193 75L194 76H196L194 73H193ZM207 75V72H206V74H205V76ZM228 75V74H227ZM226 74L224 75V76H227ZM240 75V74H239ZM59 76V75H58ZM205 76H203L204 78H206ZM211 76V75H210ZM62 77H64V76H59V78L60 79H62ZM65 77V78H66ZM73 77V76H72ZM71 77V78H72ZM100 77H101V75H100ZM103 77H101V78H103ZM138 77V78H139ZM166 77H168V78H166ZM169 77H171L170 79H169ZM197 77V76H196ZM202 77V80H204V78ZM237 77H238V75H237ZM58 78V80H60ZM116 78V77H115ZM153 78V80H151ZM156 78V80H158V82H160L159 83V85L157 84L158 82H155L154 81V79ZM189 77H185V79H188ZM190 78H192V77H190ZM195 78V77H194ZM207 78H209V77H207ZM232 78V77H231ZM239 78H241V77H239ZM239 78H238V80H239ZM169 79V80H168ZM180 79H182V77L180 78ZM226 79V78H225ZM243 78H241V80H239V81H241V82H244V80H242ZM55 81L57 80V79H54ZM57 80V81H58ZM63 80V79H62ZM69 80H71V79H69L68 78V81ZM114 79H112L111 81H113ZM167 80H168V82H167ZM206 80V79H205ZM229 80H230V77H229ZM238 80H236V82H238ZM247 80V79H246ZM259 80V79H258ZM51 81H53V80H50V82ZM102 81H103V79H102ZM108 81H110L109 79L108 80H105L103 83H105V82H108ZM111 81L110 82H108V84H110L111 83ZM115 81V80H114ZM119 81V80H118ZM145 81H147V83L145 82ZM151 81H154V83L152 84V83H150ZM165 81V82H164ZM171 81V82H170ZM209 81V80H208ZM227 81V80H226ZM225 81V82H226ZM264 81V80H263ZM54 82V81H53ZM53 82H52V84H53ZM59 82V81H58ZM63 82V81H62ZM98 82H100V80L98 81ZM97 82V83H98ZM121 82H123V81H121ZM207 82V81H206ZM228 82V81H227ZM229 82H231V81H229ZM258 82V81H257ZM60 83V82H59ZM64 83H66V79H65V82ZM72 83V82H71ZM129 83V84H130ZM177 83H179V82H177ZM240 83V82H239ZM239 83H238V86H239ZM264 83V82H263ZM51 84V85H52ZM55 85L54 86H52L53 88H51L50 90H52L53 89V92L50 94V92L48 91V93L52 96V99H53V103H55V101H56V103H58L59 104V102H61L62 101V99L64 100V94H63V92H62V90L60 89V88H63V86H64V84L63 83H60V84H57V82H55L54 83ZM62 84V86H57V85H61ZM68 84H70V83H68ZM75 85H77L78 84V82L77 83H74ZM73 84V85H74ZM182 84H183V86H182ZM229 84H231V83H229ZM228 84V86H230L229 88H230V90H231V86L233 85H229ZM236 83H234V85H235ZM240 84H242V87H243V85L244 84H246V82H244V83H240ZM257 84V83H256ZM65 85H67V84H65ZM84 85H85V83H84ZM157 85V86H156ZM187 85V88L186 87H184V86H186ZM69 86V85H68ZM68 86H67V89H68ZM80 87H81V85H79ZM102 86L104 87V85L102 84ZM101 86V87H102ZM225 86H226V84H225ZM227 86V87H228ZM237 86V89L239 88ZM248 86V85H247ZM263 85H261V87H262ZM76 87H78V85L76 86ZM92 87V86H91ZM103 87L100 89L101 91L103 90ZM235 87V86H234ZM241 86H240V88H242ZM264 87V86H263ZM262 87V88H263ZM79 88V87H78ZM104 88H107V86H105ZM108 88H109V86H108ZM208 88V89H207ZM239 88V89H240ZM244 88V87H243ZM251 88H254L253 86L251 87ZM256 88H257V86H256ZM65 89V91L64 92H68V91H66V88H64ZM69 89H71V87L69 88ZM74 89V88H73ZM72 89V91H74ZM81 89V88H80ZM83 89H85V88H83ZM92 89V88H91ZM97 89H98V87H97ZM128 89V90H129ZM187 89V90H186ZM235 91L237 90L236 88H233ZM232 89V90H233ZM231 90V91H232ZM76 91H77V88H76ZM75 91V92H76ZM238 91V90H237ZM237 91H236V93H237ZM79 92V91H78ZM97 92H99V90H97L96 91V93ZM233 92V91H232ZM240 92H241V90H240ZM69 93L70 92H68V96H69ZM77 93V92H76ZM100 93V92H99ZM226 93H228V91H226ZM225 93V94H226ZM231 93V92H230ZM71 94V93H70ZM72 94H74V93H72ZM232 95H234V94H232ZM238 95V94H237ZM241 95H242V92H241ZM73 96V95H72ZM239 96V95H238ZM63 97V98H62ZM65 97H67V94H66V96ZM231 97H234V96H231ZM244 97V96H243ZM68 98V97H67ZM67 98H65V99H67ZM72 98V97H71ZM222 98V99H221ZM243 99V98H242ZM242 99H239V100H242ZM68 100V99H67ZM66 100V101H67ZM229 100H230V98H229ZM232 100V99H231ZM237 100V99H236ZM65 101V100H64ZM129 101V100H128ZM232 101H235V100H232ZM241 102V101H240ZM253 102H254V104H252L251 105V107L248 109V111H247V115L250 117V119H252L253 121L254 120H256L257 119V117H258V115L261 117V116H263L264 115V89H262V90H260L258 93L257 92H255L254 93V97H253ZM235 103V102H234ZM245 103V102H244ZM243 103V100H242V103L241 104H244ZM113 104V103H112ZM241 104H240V108L239 109H241V107H243V106H241ZM111 105V104H110ZM116 105V104H115ZM220 105H221V103H220ZM231 105L233 106V108H237L234 104H232L231 103ZM238 105V104H237ZM255 105H259L260 107L259 108H257ZM214 106V107H213ZM126 106L124 105V108H125ZM127 107L129 108V105H127ZM167 108V109H170V108ZM172 107V108H173ZM220 107H223V106H220ZM231 107V106H230ZM109 108H112V107H109ZM109 108H107V109H109ZM116 108H117V105H116ZM116 108H113V109H116ZM162 108H163V106H162ZM180 108V109H179ZM105 109V108H104ZM106 109V110H107ZM118 109V108H117ZM164 109H166V107H164ZM173 109V110H174ZM232 109V108H231ZM112 110V109H111ZM119 110H121V109H119ZM127 109H125V111H126ZM131 110V111H132ZM159 110V109H158ZM233 110V109H232ZM237 110V109H236ZM101 111V110H100ZM105 111V110H104ZM104 111H102L103 112V115H105V113H104ZM115 111V110H114ZM117 111V110H116ZM122 112H123V110H121ZM129 111H130V108H129ZM130 111V113L132 114L133 113V111L131 112ZM160 111V110H159ZM158 111V112H159ZM164 111H166L167 112V110H164ZM221 111V110H220ZM220 111H219V114H220ZM241 111V110H240ZM128 112V111H127ZM146 112V113H145ZM158 112L156 111V113L158 114ZM161 112V111H160ZM160 112H159V114H160ZM232 112V111H231ZM234 112H236L235 110H234ZM116 113V112H115ZM118 113V112H117ZM150 113H151V111H150ZM149 113V115L150 116H154V115H156V114H154L153 113V115H151ZM167 113H169V112H167ZM166 113V114H167ZM230 113V112H229ZM228 113V114H229ZM233 113V112H232ZM237 113V112H236ZM241 112H239V114H240ZM54 114V113H53ZM52 114V115H53ZM100 114H101V112H100ZM107 114H108V112H107ZM106 114V115H107ZM122 114V113H121ZM121 114H119L120 116H121ZM128 114L129 113H127V118L128 119H126V118H124L125 119V121L123 122V124L125 123V122H127V123H125V127H127L128 129L131 127V128H133L131 131H135L136 129H137V127H139L138 126V124L139 123H137V121H136V119L137 118H133V117H128ZM158 114V115H159ZM163 113L161 112V114L159 115L160 116V118H162V120H164V122H166V120H165V116H166V114H165V112H164V114H165V116L164 115H162ZM174 114V115H173ZM258 114V115H257ZM51 115V114H50ZM55 115V114H54ZM68 115V116H67ZM65 117H67V118H69V119H71V118H74L75 116L77 117V113L76 112H74V117H71L72 115H70V117H69V114H67ZM79 115V114H78ZM110 115V114H109ZM108 115V116H109ZM130 115V114H129ZM147 115V116H146ZM157 115V117L155 118L156 120H160V118H159V116ZM161 115H162V117H161ZM221 115V114H220ZM241 115V114H240ZM257 115V116H256ZM56 116V115H55ZM59 116V115H58ZM108 116H106L107 118H108ZM117 116V115H116ZM125 116V115H124ZM123 116V117H124ZM146 116V117H145ZM237 116H239V115H237ZM9 117V116H8ZM11 117V116H10ZM43 117V116H42ZM49 117V116H48ZM47 117V118H48ZM50 117H52V116H50ZM49 117V118H50ZM75 117V118H76ZM110 117V116H109ZM119 116H117V118H118ZM149 117V116H148ZM147 117V119H149ZM229 117H231V115L229 116ZM240 117V116H239ZM12 119H14L13 117H11ZM44 118V117H43ZM66 118V119H67ZM99 118H101L100 116H99ZM98 118V119H99ZM113 118L115 119V120H117V118H115V116L113 115ZM122 118V117H121ZM164 118V119H163ZM174 118L172 119V118H167L169 121H170V119L173 121L174 120ZM219 118V119H218ZM9 119V120H8ZM51 120H52V118H50ZM50 119H45V120H47V121H49ZM54 120H55V118H53ZM56 119H57V117H56ZM59 119V118H58ZM62 119H64V116H63V118ZM79 119V118H78ZM137 119V120H138ZM150 119H152L151 120V124H152V121L154 122V120H153V118H150ZM236 119H238V117L236 118ZM243 119V118H242ZM241 119V120H242ZM7 120V121H6ZM5 121V123H7L8 121L10 122V118H7ZM51 120H50V122H51ZM53 120V122H51V126L53 125L54 126V124L55 123H57V122H55ZM60 120H61V116H60ZM81 120V119H80ZM94 119H92V121H93ZM97 120V118L95 119V121ZM101 120V119H100ZM110 120V119H109ZM113 120V119H112ZM114 120V121H115ZM118 120H120V119H118ZM118 120H117V123H118ZM127 120V121H126ZM142 120V121H141ZM155 120V121H156ZM161 120V121H162ZM176 120H174L175 122H176ZM206 120H207V122L209 121H211L210 123H206ZM231 120H233L234 121V119H231ZM14 121H15V119H14ZM44 121V120H43ZM47 121H45V122H47ZM57 121H59V120H57ZM62 121V120H61ZM60 121V122H61ZM68 121V120H67ZM70 121H72V120H70ZM98 121V120H97ZM103 121V120H102ZM101 121V122H102ZM111 121V120H110ZM147 121V120H146ZM145 121V122H146ZM150 121V120H149ZM169 121H167L166 123H168ZM202 121H203V123H202ZM221 121V120H220ZM262 121H264V119H262ZM8 122V123H9ZM41 122H42V120H41ZM50 122H48V123H50ZM64 122H66V121H64ZM74 122V121H73ZM72 122V123H73ZM100 122V121H99ZM106 122V121H105ZM104 122V123H105ZM109 122V121H108ZM122 122H120V124L122 123ZM158 122V121H157ZM163 122V121H162ZM205 122V123H204ZM222 122V121H221ZM0 123H2V122H0ZM7 123V124H8ZM11 123H17V122H11ZM11 123H9V124H11ZM40 123V122H39ZM63 123V122H62ZM92 123H94V122H92ZM92 123H91V125H92ZM104 123H101V124H104ZM111 123V122H110ZM114 123V122H113ZM112 123V124H113ZM149 123V122H148ZM147 123V124H148ZM156 123V122H155ZM160 123V122H159ZM158 123V124H159ZM200 123V126L198 127V124ZM256 123V122H255ZM60 125V123H57V125ZM69 124H70V127H71V122H69ZM68 124V125H69ZM75 124V123H74ZM89 125H90V123H88ZM100 124V125H101ZM105 124H107V122L105 123ZM146 124V125H147ZM161 124V123H160ZM172 125H174L173 123H171ZM170 124V125H171ZM189 124V123H188ZM220 124V125H219ZM246 124V123H245ZM244 124V125H245ZM1 125V124H0ZM12 125V128H13V124H11ZM11 125L10 126H8V128H9V130H8V128L6 127V126H4V127H6V129L5 130H8L9 132H10V129H12V128H10L11 127ZM18 124H16L15 125V131H16V129L18 130L19 128H18V126H17ZM42 125H44L45 126V124H42ZM46 125L48 126L49 124H47L46 123ZM57 125H55L54 127H56V130H58L57 128L59 127V125L57 126ZM62 125V124H61ZM76 125V124H75ZM78 125V124H77ZM83 125V124H82ZM90 125V126H91ZM115 125H116V122H115ZM140 125V124H139ZM149 125V124H148ZM166 125V124H165ZM187 125V124H186ZM190 125H192L191 123H190ZM247 125V124H246ZM53 126H52V128H53ZM64 126V125H63ZM79 126H81V123H80V125ZM90 126H88L89 128H90ZM95 126V125H94ZM94 126H92L91 128L94 130ZM109 126V125H108ZM117 126V125H116ZM119 126V125H118ZM175 126V125H174ZM194 126V125H193ZM202 126V127H201ZM228 126H230V125H228ZM3 127V128H4ZM43 127V126H42ZM50 127V126H49ZM65 127H68V126H65ZM70 127H68V128H70ZM83 127V126H82ZM82 127H78V130L80 131H78L77 132V134L75 133H73L75 136L73 137L74 138V141H73V143L75 142V148H76V156H75V158L73 159V163H72V165H70L71 167H68V169H69V171L66 169V167H65V165L67 166L68 164L67 163H65V161L66 160H69V157H68V159H67V157H65V159L64 160H62V158H63V156H65V155H63L62 157L61 156H56L57 154H55V156H54V154H53V151H54V153H55V148H54V146H52L53 147V149L51 148V147H48V151H49V148H50V150H51V154H53L52 156L53 157H51V155H50V157H51V160L49 161V165L45 168V169H41L40 168V170H42V172H40L39 170H38V168L39 167H37L36 169L40 172L39 174H38V171L35 169V166H34V169L37 171V174H36V171H34V169L32 170V171H34V172H32L31 171V175H33V180H31V181H29V180H27L28 179V177L30 176V175H28V177L26 176V175H23L22 177H21V173L20 174H18V172H21L20 170H19V161L21 160H19V161H17L16 160V162L18 163V165H16V162H15V166H14V168H15V170H14V168H13V170L15 171L14 173H13V175H6L7 173L5 172V174L3 173V172H1L2 174H4V176L0 179V264H103L102 263V259H98V260H96V258L98 257V256H100V255H98L97 257H96V255L94 256V253L92 252L93 251V248H90V247H85V246H87V245H85L84 243H83V241H82V239H81V241H80V243L79 242H77V239L75 240L73 237L72 238H70L71 240H68L67 238H66V240H68L69 242H67V243H69V258H71V260L70 261H67V260H65L66 258L65 257H63V255H61L60 254V251H61V253H62V250H61V246H60V244H61V241L63 240V239H65V238H63L67 233H69L70 231H68L67 232V230H70V229H67L66 231H64V232H66V234H64V235H62L61 234V232L63 233V231H61V229H63V227L61 228V225H59V223H58V228L60 227L61 229H60V231L61 232H58L59 231V229H56V230H58L57 232H54L55 230H53V233H52V229L50 230L51 232L50 233H52V234H49L48 232H47V235L46 234H44V226L46 225L47 227H48V220L51 218V216L53 215V211H55V210H57V209H60V211H62V212H60L61 214L62 213H64V212H66L65 210H67L68 211V214H69V218H67V217H65V218H67L66 220H67V222H69L68 223V226L70 225V223L72 224V227H71V230H73L74 229V226H77L78 227V225H75L76 223H78L79 222V224L81 225V226H83V231H84V233L82 232L81 234H84V235H86V234H88L89 235V237H90V239H92L91 237H93V236H91V235H93L92 233H96L95 235L96 236H98L97 235V233L98 232H96L97 230H99V236H101V240H95V239H93V241H95V244H96V241H98V243L100 242V243H103L104 242V248L105 247H109L110 249H111V251H113V253H110L111 255H113L114 256V258H113V260H111V261H107V262H105L104 261V264H151L152 262H155V261H153V260H157L156 259V257H162L163 258V262L165 263V264H204V262H205V264L206 263H208L207 261H205L206 259L205 258H207L206 257V255L204 254L205 252H207L208 250L207 249H205V250H207V251H205L203 248H201V249H203V254L205 255H199V258H198V253L200 254V252H196V249L194 248V245H196L200 240H201V238L203 239L204 238V241H205V239L207 238H205V237H202V235H200V234H202L203 232H204V234L206 233V235L207 236H209L210 234H207L208 232L207 231H204V229H210V227H204V225H206L207 224V222H208V220L207 219H205V218H208L209 216L208 215H210L211 214V210H210V208H208L209 207V203H207V202H210V203H217L219 206L221 205V203H220V200H223L224 198H226V196L228 197V196H230L229 194L231 193V198L232 199H228L227 198V200H225L224 199V202H223V204H225L226 205V207H228V206H230L232 203L234 204H232V206H231V210H233L234 209V206H235V204H237V203H235V202H233V199L236 197V195H237V193H236V191H239L238 189L240 188L238 185V177H237V175L234 173V172H231L230 170H229V166H230V164H228L227 162H223V160L221 161V158L219 157V155H218V157H219V161L218 160H216V156L214 157V160H216V161H218V162H223V164H220L222 167H221V170H222V172L221 171H219V173L220 174H218V177L216 176V173H214L215 175H214V177L216 176V178H221L220 180L219 179H216V182H217V180H219V182H217L216 184L217 185H219V186H217L216 184H214L213 185V183H212V181H211V178L210 179H208V177L209 176H211L212 174H213V169L215 168V166L213 165V167L211 166L212 165V163H214V162H216V161H213V157L211 158V157H209L208 158V160L206 159V158H204L203 157V155L202 156H195L194 155V153L195 152H200V151H209V150H211V149H213V148H215V147H217L219 144V142H218V140L219 139H216V137L214 138V137H212L211 135H209V136H211L212 138H210L209 140H207V141H205V143H204V140L202 141V144H201V142H200V144L201 145H199L198 143L199 142H194L193 143V141H191L192 143H193V145H191V147H189V149H187V151H185L183 148L179 151V154H180V158L182 159V160H184V158H182V157H184L185 155H184V153H186V152H189L190 150H195V152L193 153V154H189L190 155V157L192 158L191 160H193V162L192 161H190L191 162V164L193 165V164H196V167H198L197 169L195 168V170L197 171L198 170V172H197V174L199 173V175L197 176V177H192V176H190L191 178H190V180H187L186 182H184V184L181 186L180 185V187H179V189L177 188V186H179V185H177L176 186V188L177 189H175L174 187V189L171 191V193H167V195L165 196L166 197V199H168L167 201H166V206L168 207V208H170V209H174L175 207L176 208H179V209H183L182 207H183V205H184V208L186 207L187 209H184L183 211H185V210H187V213H188V215L186 216V215H184L183 217L185 218V219H188V223H189V220H190V223L192 224L193 223V226L191 225H189L188 223H187V225H185V226H190L189 227V229L186 231V227H185V229L183 230V232L184 231H186L185 232V234L181 237V238H179V240L178 241H176L174 238H173V236L176 234V233H171L172 232V229H173V227L171 228V226L168 228H164V229H161V228H158L159 230L157 231L158 233L157 234H153V235H151L152 234V230H144V231H146L147 233V236L146 235H144V237L142 238V231H143V229L145 228H147L148 226H149V224L151 225V222L150 221H152V220H150V218L149 217H151V215H152V217H154V211L152 212V214L150 215H148V213H151V206L149 205V201H148V203H147V201H145V200H142V199H138L137 198V195L135 196V197H133V196H131V197H133V198H131L130 196H127L128 194L125 192V190H124V188L125 187H122L123 188V190H124V192L127 194V195H124V193H123V191H121L122 189H120L121 187H119V190L120 191H117V190H115V188L112 190V191H105V190H103V189H101V188H105V187H109V184H110V180H112V178L110 179L109 177H110V174H108V173H104L102 170H104L105 169V167H104V169H103V167L101 168V164H102V166H103V163L101 162V160H102V157L101 156H104V158H103V160L102 161H106V160H104V159H106L107 158V154H108V152H107V154H106V156L105 155H101L100 157H98L97 158V156L96 155H100V154H103V153H101L100 151V149L98 148V145H99V147H100V144H98L95 140H94V132L92 131L91 133H93V136H91V135H89L91 138H92V140H91V138L89 139L88 137H87V140L89 139L90 141H92L91 143L93 144L94 143V141L97 143V148L100 150V151H98V153H96L95 152V150L91 147V146H93V145H89L90 144V142L88 143V142H85L84 140L85 139H83V133L85 134V132H84V130L82 129ZM85 127V126H84ZM86 127H87V125H86ZM88 127H87V129H88ZM99 127V126H98ZM97 127V129L96 130H98V129H100V128H98ZM101 127V126H100ZM107 127V126H106ZM114 127V126H113ZM113 127H112V129L111 130H113ZM121 127V126H120ZM119 127V128H120ZM122 127H123V125H122ZM162 127V126H161ZM169 127V126H168ZM171 127V126H170ZM169 127V128H170ZM187 126H185V128H186ZM189 127V126H188ZM186 128V129H189V128H191V127H189V128ZM247 127H249V125L247 126ZM250 127H252V126H250ZM1 128V127H0ZM63 128V127H62ZM96 128V127H95ZM110 128H111V126H110ZM110 128L108 127L107 129H109L110 130ZM118 128V129H119ZM143 128H145L144 127V124H143ZM193 128V127H192ZM191 128V129H192ZM258 128L260 129V128H262V125H261V122H259V124H258ZM45 129V128H44ZM49 129H51V128H49ZM54 129V128H53ZM52 129V132H55L54 130ZM64 129V128H63ZM65 129H67V128H65ZM74 129V128H73ZM77 129V128H76ZM87 129H86V131H87ZM92 129H90V130H92ZM104 129V131H105V128H103ZM102 129V130H103ZM117 129V130H118ZM128 129H126V130H128ZM168 129V128H167ZM167 129H165L164 128V130H167ZM174 129V128H173ZM190 129V130H191ZM206 129V130H205ZM231 129H232V127H231ZM0 130H2V128L0 129ZM60 130H61V128H60ZM70 130H71V128H70ZM90 130L88 129V131L90 132ZM101 130V129H100ZM100 130H99V132H100ZM116 130V131H117ZM130 130V129H129ZM172 130V129H171ZM223 130V129H222ZM3 132H4V130H2ZM7 131V132H8ZM12 131V130H11ZM49 131V130H48ZM46 132V133H48V135H49V132ZM62 131V130H61ZM65 131V130H64ZM64 131H62V132H64ZM67 131L69 132V134H70V131L67 129ZM75 131V130H74ZM95 131V130H94ZM115 131V130H114ZM115 131V132H116ZM122 131V130H121ZM168 131H169V129H168ZM173 131V130H172ZM235 131H236V129H235ZM245 131V130H244ZM2 132V133H3ZM18 132L19 131H17V133H14V131H13V139H14V137L18 134ZM52 132L50 133V134H52ZM67 132V133H68ZM71 132H73L72 130H71ZM89 132H88V134H89ZM101 132H103V131H101ZM110 132V131H109ZM109 132H107L108 134H109ZM112 132V131H111ZM128 132V131H127ZM126 132V133H127ZM167 132V131H166ZM170 132V131H169ZM174 132H175V129H174ZM174 132H171L170 134H172V133H174ZM231 132H233V131H231ZM64 133H66V131L64 132ZM87 133V132H86ZM96 133H98V132H96ZM105 132H103V134H104ZM107 133L105 134V135H107ZM117 133H121L120 132V130H119V132L117 131L115 134H117ZM129 133H131V132H129ZM129 133H128V135H129ZM137 133V132H136ZM236 133H238L237 131H236ZM240 134H241V132H239ZM238 133V134H239ZM6 133L4 132V135H5ZM11 134V133H10ZM9 134V135H10ZM14 134H16V135H14ZM56 134H57V136H58V133H57V131H56ZM55 133L53 134V135H56ZM114 134V133H113ZM113 134H111V135H113ZM122 134V133H121ZM121 134H120V137H121ZM174 134H176V132L174 133ZM242 134H243V131H242ZM60 136L61 135H63V134H59ZM65 135V134H64ZM97 135V134H96ZM99 135V134H98ZM101 135V134H100ZM105 135H104V137H105ZM110 135V136H111ZM138 135V134H137ZM200 135H202V134H200ZM213 135V134H212ZM221 134H219V136H220ZM237 135V134H236ZM263 135H264V133H263ZM19 136V134L17 135V137ZM52 136V135H51ZM50 136V137H51ZM56 136V137H57ZM72 136V135H71ZM70 136V137H71ZM103 136V135H102ZM110 136H107V137H110ZM115 136V135H114ZM117 136V135H116ZM115 136V137H116ZM119 136V135H118ZM123 136H125L124 134H123ZM122 136V137H123ZM127 136V135H126ZM125 136V137H126ZM132 136V135H131ZM169 136V135H168ZM176 136V135H175ZM175 136H173V137H175ZM181 136V135H180ZM223 136V135H222ZM243 136V135H242ZM0 137H2V136H0ZM56 137L54 138V140L56 139ZM62 137V136H61ZM96 137V136H95ZM112 137V136H111ZM110 137V138H111ZM115 137H113L114 138V141H115ZM128 137V136H127ZM134 137V133H133V136L131 137V138H133ZM135 137H136V135H135ZM203 137V136H202ZM233 138H234V136H232ZM237 137H239V135L237 136ZM241 137V136H240ZM255 137H257V138H259L260 140H261V142H264V136H261V134H260V132H258L256 135H255ZM9 138V137H8ZM12 138V137H11ZM68 138H69V136H68ZM98 138V137H97ZM96 138V139H97ZM101 139L103 138V137H100ZM110 138H107L108 140L110 139ZM130 138V137H129ZM165 138V137H164ZM171 138V137H170ZM209 138V137H208ZM207 138V139H208ZM220 138V137H219ZM222 138H224L225 139V137H222ZM47 139V138H46ZM57 139L59 140V137H57ZM57 139H56V142H57ZM63 140V143L61 142L60 144H64L66 141H65V139L64 138H62ZM106 139V138H105ZM241 139V138H240ZM20 140H22L21 138H20ZM34 139H32V141H33ZM36 140V139H35ZM48 140H50V139H48ZM67 140V139H66ZM88 140V141H89ZM111 140H113V139H111ZM137 140V139H136ZM135 139H134V142L136 141ZM162 140V139H161ZM175 140H177V138H175ZM196 140V139H195ZM223 140V139H222ZM221 140V141H222ZM1 141H3V140H1ZM8 141H9V139H8ZM16 140H13V142H15ZM31 141V142H32ZM37 141V140H36ZM42 141V140H41ZM52 141V144L51 145H53L54 143H53V140H51ZM69 141V140H68ZM70 141H71V139H70ZM110 141V140H109ZM120 141V140H119ZM123 141H124V139H123ZM170 141V140H169ZM168 141V142H169ZM172 142L174 141V140H171ZM201 141V140H200ZM220 141V142H221ZM224 141V140H223ZM233 141V140H232ZM11 142V141H10ZM30 142V143H31ZM38 142V141H37ZM46 142V140H43L41 143V145L43 146L44 144L43 143H45ZM101 142H103V143H105L104 141H101L100 140V143ZM111 142V141H110ZM113 142V141H112ZM131 142H133L132 140L131 141H129L128 143H131ZM167 142V143H168ZM175 142V141H174ZM173 142V143H174ZM235 142V141H234ZM9 143V142H8ZM17 144H18V142H16ZM20 143V142H19ZM33 143H34V141H33ZM67 143V142H66ZM71 143V142H70ZM72 143V144H73ZM109 143V142H108ZM108 143L106 142V145H108ZM117 143L119 144V142L117 141ZM203 143H204V145H203ZM221 143H223V142H221ZM226 143H228V142H226ZM226 143H224V145L226 144ZM3 144H7V143H3ZM14 144V143H13ZM29 144V143H28ZM37 144V143H36ZM39 144V143H38ZM59 144V143H58ZM112 144V143H111ZM115 144H116V142H115ZM121 144V143H120ZM127 144V143H126ZM125 144V145H126ZM131 144H133V143H131ZM131 144H128L129 146L131 145ZM168 144H170V143H168ZM188 144H190V143H188ZM187 144V145H188ZM233 144V143H232ZM239 144H240V142H239ZM8 145H11V144H8ZM16 145V144H15ZM19 145V144H18ZM18 145H16V146H18ZM30 145V144H29ZM31 145H32V143H31ZM34 145V144H33ZM40 145V144H39ZM39 145H38V147H39ZM40 145V146H41ZM46 145V144H45ZM55 145H57V144H55ZM64 145H68V144H64ZM95 145V144H94ZM102 146H103V144H101ZM106 145H104L105 147H106ZM113 145H114V143H113ZM123 145V144H122ZM128 145H127V147H128ZM4 145H2V147H3ZM13 146V145H12ZM16 146H15V149H17L16 148ZM20 147L22 146H24V145H19ZM28 146V145H27ZM36 146V145H35ZM48 146H50V144L48 145ZM72 146V145H71ZM73 146H74V144H73ZM72 146V147H73ZM109 146V147H108ZM107 147L108 148H110V146L111 145H108ZM116 146L117 145H115V147H114V149H116ZM120 146V145H119ZM168 146V145H167ZM170 146V145H169ZM237 146V145H236ZM1 147V146H0ZM1 147V148H2ZM5 147H8V146H5ZM4 147V148H5ZM11 147V146H10ZM45 147V146H44ZM56 147V146H55ZM59 147V146H58ZM68 147V146H67ZM70 147V146H69ZM68 147V148H69ZM95 147V146H94ZM122 147V146H121ZM171 147H172V145H171ZM184 147H186V146H184ZM213 147V148H212ZM225 147V146H224ZM13 148H14V146H13ZM42 148V147H41ZM41 148H39L40 150H41ZM57 148V147H56ZM60 148V147H59ZM64 148V153H62V154H65V146L63 147ZM71 148V147H70ZM74 148V149H75ZM102 150H103V147H100ZM111 148H112V146H111ZM118 148V147H117ZM131 147H129L128 149H130ZM168 148H170V147H168ZM172 148V149H173ZM218 148V147H217ZM9 149V151H11V149L10 148H7V150ZM22 149V148H21ZM23 149H26V148H23ZM36 149V148H35ZM38 149V148H37ZM36 149V151H39V149L37 150ZM45 150H46V148H44ZM61 149V148H60ZM74 149H73V151L72 152H74ZM97 149V150H98ZM113 149V148H112ZM114 149L112 150V151H114ZM119 149V148H118ZM123 149V148H122ZM216 149V148H215ZM214 149V150H215ZM223 149V148H222ZM221 149V150H222ZM1 150V149H0ZM4 150V149H3ZM18 150V149H17ZM20 150V149H19ZM31 150H33V149H31ZM45 150H43L44 152H45ZM106 150V149H105ZM111 150V149H110ZM119 150H121V149H119ZM169 150V149H168ZM225 151H226V149H224ZM223 150V151H224ZM9 151H7L8 153H9ZM16 151V150H15ZM25 151V150H24ZM26 151H27V149H26ZM26 151H25V153H26ZM56 151H58V150H56ZM66 151H67V149H66ZM109 151V150H108ZM111 151V152H112ZM117 152H119L118 150H116ZM116 151H114V152H116ZM125 151V150H124ZM130 151V150H129ZM177 151V152H178ZM212 151V150H211ZM224 151V152H225ZM4 152V151H3ZM16 152H18V151H16ZM21 152V151H20ZM20 152H18V156H19V153ZM35 152V151H34ZM33 152V153H34ZM61 152V151H60ZM68 152V151H67ZM100 152V153H99ZM111 152H110V154H111ZM113 152V153H114ZM116 152V153H117ZM120 152H122V150L120 151ZM128 152V151H127ZM170 152H171V150H170ZM0 153H2V152H0ZM11 153H13V152H11ZM22 153H23V151H22ZM21 153V154H22ZM30 153L32 154V157H33V153L30 151ZM48 153V152H47ZM96 153V154H95ZM106 153V152H105ZM104 153V154H105ZM112 153V154H113ZM167 153H169V152H167ZM172 153V152H171ZM171 153H169V154H171ZM211 153H214L215 154V151H212ZM237 153V155H236V158L238 157V155H239V153L238 152H236ZM14 154H16L15 152H14ZM44 153L42 152V150H41V154H40V156L41 155H43ZM46 154V153H45ZM59 154V153H58ZM66 154H69V153H66ZM72 154V153H71ZM110 154H108V155H110ZM123 154H125V153H123ZM169 154H167V155H169ZM200 154V153H199ZM210 154V153H209ZM225 154H226V157H227V155H228V152L226 153L225 152ZM6 154L4 153V156H5ZM9 155V157L11 156L10 155V153L8 154ZM8 155H6V157L7 158H9L8 157ZM24 155V154H23ZM47 155V154H46ZM46 155H45V157H46ZM73 155V154H72ZM243 155H245V154H243ZM242 155V156H243ZM4 156H2V157H4ZM27 156V155H26ZM31 156V155H30ZM29 156V157H30ZM39 156V157H40ZM68 156V155H67ZM71 156V155H70ZM111 156H115V155H111ZM119 156V155H118ZM209 156V155H208ZM210 156H212V155H210ZM241 156V157H242ZM17 157V156H16ZM19 157H21V156H19ZM35 157V156H34ZM42 157V156H41ZM40 157V158H41ZM60 157V158H59ZM170 157V156H169ZM171 157H172V155H171ZM234 157V156H233ZM1 158V157H0ZM6 158V159H7ZM15 157H13V159H14ZM22 158V157H21ZM27 158H28V156H27ZM73 158V157H72ZM71 158V159H72ZM99 158H101V160L99 159ZM116 158H117V156H116ZM12 159V158H11ZM16 159V158H15ZM18 159V158H17ZM24 159V158H23ZM26 159V158H25ZM31 159V158H30ZM29 159V160H30ZM34 159V158H33ZM43 159L44 158H42V161H43ZM46 159H49V157L47 158L46 157ZM108 159H111V158H107V161H108ZM233 159V158H232ZM35 160V159H34ZM33 160V161H34ZM115 160V159H114ZM175 160V159H174ZM206 160H207V162H206ZM240 159L238 158V160L237 161H239ZM243 160V159H242ZM2 161V160H1ZM7 160H5V162H6ZM9 161L12 163V161H14V160H10L9 159ZM39 161H41V160H39ZM64 161V162H63ZM100 161V162H99ZM106 161V162H107ZM172 161H173V159H172ZM179 161V160H178ZM177 161V162H178ZM186 161V160H185ZM184 161V162H185ZM4 162V161H3ZM2 162V163H3ZM5 162H4V164H5ZM31 162V161H30ZM46 162V161H45ZM44 161L42 162L43 164L45 163ZM70 163H71V160L69 161ZM176 162V161H175ZM181 162V161H180ZM179 162V163H180ZM187 162V161H186ZM206 162V163H205ZM240 162V161H239ZM238 162V163H239ZM8 163V162H7ZM110 163V162H109ZM112 163V162H111ZM114 163H116V162H114ZM114 163H112V164H114ZM154 163L155 162H153V165H154ZM174 163V162H173ZM183 163V162H182ZM188 163V162H187ZM237 163V164H238ZM263 163V165H264V161L262 162ZM14 163H12V164H8V165H13ZM25 163H23V165H24ZM28 164H30V163H28ZM41 164V163H40ZM43 164H41V165H43ZM106 164V163H105ZM112 164H110V165H112ZM170 164H171V159H170ZM2 165V164H1ZM1 165H0V167H1ZM22 165V166H23ZM27 164H25L24 166H26ZM30 165H33V162H32V164H30ZM35 165V164H34ZM152 165V166H153ZM155 165H156V163H155ZM171 165H173V164H171ZM185 165V164H184ZM218 165H219V163H218ZM234 165H236V164H234ZM242 165H243V161H242ZM3 166V165H2ZM6 167H7V164L5 165ZM18 166V167H17ZM23 166V167H24ZM29 166V165H28ZM105 166V165H104ZM117 166H118V164H117ZM176 166V165H175ZM180 166V165H179ZM216 166H217V164H216ZM240 166V165H239ZM9 168H10V166H8ZM11 167H13V166H11ZM27 167V166H26ZM30 167V166H29ZM43 167V166H42ZM45 167V166H44ZM108 167H110V166H108ZM115 167V166H114ZM174 169L176 168V167H174V166H172ZM182 167V166H181ZM181 167H180V169H181ZM195 166H193V168H194ZM203 167H207L206 169H203ZM31 168H33L32 166H31ZM155 168V167H154ZM172 168V169H173ZM186 168V167H185ZM190 168V167H189ZM188 168V169H189ZM218 168V167H217ZM231 168H233V167H231ZM240 168H242V170H241V174L240 175H242L243 173H244V169H243V167H240ZM245 168V167H244ZM10 169H12V168H10ZM21 169H22V167H21ZM108 169V168H107ZM252 169V168H251ZM0 170H2V169H0ZM25 170V169H24ZM47 170V171H46ZM106 170V169H105ZM184 170V169H183ZM194 170V169H193ZM192 170V171H193ZM216 170V169H215ZM220 170V169H219ZM26 171V170H25ZM28 171H30V170H28ZM107 171V170H106ZM108 171H109V169H108ZM145 171H147V170H145ZM171 171V170H170ZM173 171V170H172ZM171 171V172H172ZM179 171V170H178ZM177 171V172H178ZM196 171H195V173H196ZM217 171V170H216ZM216 171H214V172H216ZM12 172V171H11ZM22 172H24V171H22ZM27 172V171H26ZM175 172H176V170H175ZM184 172V171H183ZM223 172H225V173H223ZM178 173H181V172H178ZM185 173H186V170H185ZM12 174V173H11ZM23 174V173H22ZM26 174V173H25ZM28 174H30V172L28 173ZM109 176H108V175ZM192 174V173H191ZM161 175V174H160ZM160 175L158 174V177L156 176V175H153V176H149L150 178H149V182H150V184H151V186L154 188V189H158V186L160 187V186H162V184H164L163 182H165L166 180H162V178L163 177H160ZM195 175V174H194ZM219 175H221L220 177H219ZM223 175V176H222ZM263 175V174H262ZM162 176V175H161ZM188 176V175H187ZM208 176V177H207ZM260 176V174H258L257 175V177H259ZM112 177V176H111ZM138 177V176H137ZM145 177V176H144ZM166 176L164 175V178H165ZM207 177V178H206ZM212 177V176H211ZM242 177V176H241ZM262 177H264V176H262ZM262 177H261V179H262ZM31 178V177H30ZM114 178V177H113ZM141 178H142V176H141ZM189 178V177H188ZM239 178H240V176H239ZM253 178V177H252ZM143 179V178H142ZM186 179H187V177H186ZM214 179V178H213ZM136 180H138V178H136ZM222 180V182L220 183V181ZM29 181V182H28ZM135 181V180H134ZM215 181V180H214ZM223 181H227V183L226 182H224V184H226V185H224L223 186ZM108 182H109V184H108ZM144 182H145V180H144ZM144 182L142 183V184H144ZM147 182V181H146ZM181 182H183V181H181ZM180 182V183H181ZM252 182V181H251ZM148 183V182H147ZM219 183V184H218ZM239 183H241V182H239ZM249 183V182H248ZM261 183V182H260ZM264 183V182H263ZM107 184H108V186H107ZM149 184V185H150ZM182 184V183H181ZM220 184H222V186L220 185ZM241 184H243V183H241ZM252 184V183H251ZM257 184H258V182H257ZM96 185H101L102 187L100 188L101 190H103V191H100V197H99V199L97 198H92V197H90L89 198V192L91 193V190L93 189H95V187H96ZM111 185V184H110ZM261 185V184H260ZM95 186V187H94ZM117 186V185H116ZM211 186H213L212 188H211ZM240 186H242V185H240ZM262 186L263 185H261L260 187L262 188ZM150 187V186H149ZM242 187H244V186H242ZM110 188H112V187H110ZM253 188V187H252ZM252 188H250V189H248L246 192H244L243 193V195H242V205H243V210L244 211H246L248 208H247V206H248V203H250V201H252V200H254V199H252L253 198V192H252ZM260 188V189H261ZM97 189V188H96ZM95 189V190H96ZM99 189V190H100ZM116 189H118V188H116ZM128 189V188H127ZM133 189V188H132ZM161 189H163V188H161ZM259 189V190H260ZM92 190V191H93ZM130 190V189H129ZM135 190H137V189H135ZM152 190V189H151ZM171 190V189H170ZM255 190V189H254ZM262 190V189H261ZM138 191V190H137ZM139 191H141V190H139ZM153 191V190H152ZM164 191V190H163ZM209 193H208V192ZM97 192V191H96ZM127 192H128V190H127ZM131 192V191H130ZM130 192H129V194H130ZM143 192V191H142ZM145 192V191H144ZM143 192V193H144ZM149 192V191H148ZM147 192V193H148ZM207 192V194H205ZM255 192V191H254ZM256 192H257V190H256ZM95 193V192H94ZM98 193H99V191H98ZM114 193V194H113ZM165 193V194H166ZM186 193V194H185ZM235 193H236V195H235ZM113 194V195H112ZM131 194H132V192H131ZM151 194H153V193H151ZM156 194V193H155ZM161 195H162V193H161ZM160 195V196H161ZM199 195H201V198L200 197H198ZM95 196V194L93 195V197ZM96 196H99V195H97L96 194ZM163 196V195H162ZM161 196V197H162ZM257 196V195H256ZM154 197H156V196H154ZM153 197V198H154ZM161 197H159V198H161ZM164 197V198H165ZM238 197V196H237ZM235 198L234 199V201H236V199H238V198ZM255 197V196H254ZM152 198V199H153ZM223 198V199H222ZM163 199V198H162ZM166 199H164V200H166ZM263 199V198H262ZM150 201H152L151 199H149ZM156 199H154L153 201H155ZM152 201V202H153ZM212 201V202H211ZM238 201V200H237ZM236 201V202H237ZM255 201V200H254ZM146 202V203H145ZM262 202V201H261ZM206 203H207V205H208V207H205V205H206ZM146 204H148L149 206V208H151V209H149L148 207H147V205ZM218 205H216V208H218L219 209V206ZM218 206V207H217ZM222 206V205H221ZM224 206V205H223ZM222 206V207H223ZM211 207V206H210ZM212 208V207H211ZM214 208V207H213ZM256 208H257V206H256ZM150 210V211H149ZM176 210H178V209H176ZM221 210V208L217 211V209H216V211L217 212H219ZM243 210H242V212H243ZM253 210H256L255 208L253 209ZM258 210V209H257ZM256 210V211H257ZM149 211V212H148ZM182 211V210H181ZM213 211H215V209L213 210ZM212 211V212H213ZM227 211V210H226ZM241 211V210H240ZM179 212V211H178ZM216 212V213H217ZM225 212L224 210H222L221 211V215L222 216H227L228 215V213H227V215H225L226 213H223ZM228 212V211H227ZM183 213V212H182ZM215 213V212H214ZM231 212H229V214H230ZM255 213V212H254ZM258 213V212H257ZM256 213V215H258ZM259 213H260V211H259ZM232 214H233V212H232ZM232 214H230L231 216H232ZM63 215V214H62ZM183 215V214H182ZM213 215V214H212ZM240 215V214H239ZM239 215H237L238 217H239ZM241 215H242V213H241ZM254 215V214H253ZM60 216V215H59ZM66 216H68L67 214H66ZM214 216H216V214L214 215ZM218 216V215H217ZM221 216V217H222ZM229 216V215H228ZM237 216H235L236 218H237ZM53 217H54V215H53ZM187 217V218H186ZM219 217H220V215H219ZM219 217H215V218H218L219 219ZM220 217V218H221ZM230 217V216H229ZM260 217V216H259ZM259 217H258V220H260L259 219ZM64 218V219H65ZM201 220L202 219V221H203V219L206 221V223L205 224H202L203 225V228H202V230L199 228L200 227V224L199 223H195V222H191V220H199V219ZM212 218H214V217H212ZM231 218H233V217H231ZM251 218V217H250ZM64 219H62V217H61V220L63 221ZM209 219V218H208ZM210 219H211V217H210ZM244 219V218H243ZM245 219L247 220V219H249V217H247L246 218V216H245ZM66 220H64V221H66ZM155 220V219H154ZM199 220V221H200ZM212 220V219H211ZM225 219H223V217H222V221L225 223V221H224ZM251 220V219H250ZM250 220H249V222H250ZM63 221V222H64ZM72 221L74 222H76V223H72ZM217 220H215V221H213L214 223L216 222ZM222 221H220V226L218 225L219 224V222L217 223L216 222V225H218L219 227H221L222 228V226L223 225H221V224H224V223H222ZM59 222H61V221H59ZM156 222H157V220L156 221H152V224L153 225H155L156 224ZM245 222V220L242 222V223H244ZM47 223V224H46ZM65 223V222H64ZM149 223V224H148ZM202 223V222H201ZM204 223V222H203ZM235 223V222H234ZM241 223V224H242ZM247 222H245V225H247L246 224ZM251 223V222H250ZM259 223L260 224H262V222H260L259 221ZM60 224H63V223H60ZM66 224L67 223H65V226H66ZM159 224H161V223H159ZM159 224H156L157 226L156 227H158L159 226ZM211 224H213V223H211ZM226 224H227V227H231L230 226V223L228 224L227 222H226ZM226 224H224V225H226ZM233 224V223H232ZM231 224V225H232ZM239 223H237V226L238 227H236L235 228V226L233 227V225H232V228H226V226L224 227V228H219L218 229V231H221V233H219L220 235H218L217 237L216 236H214L213 234H211V239H213V236H214V239H213V241H212V243L211 244H209L208 243V245H210V247L207 245V247H209L208 249H209V256H211L212 255V258H213V256L215 257L216 256V259L218 258V260L217 261H214V264H233V260H235L234 258V256L233 255H236V262H240V260H241V263L240 264H247V263H245L246 262V259H247V257L249 256H246V257H244L243 256V254H244V252H246L247 250H246V248H242V247H237L238 245H242V243H245L249 238H250V236H251V234H253V232H254V230H256V229H254L253 227L254 226H252L251 228H253L254 230H252V229H249L248 227H246V228H248V229H246V228H241L240 227V225H238ZM148 225V226H147ZM215 225V227L217 228V226ZM244 225V226H245ZM50 226V225H49ZM63 226V225H62ZM68 226H66L67 228H68ZM111 226V228L113 229H111V228H109ZM152 226V225H151ZM161 226H163V224L161 225ZM208 226V225H207ZM210 226H212V225H210ZM213 226H214V224H213ZM46 227V228H47ZM94 227H96L97 228V230H96V228L94 229ZM154 226H152L151 228H153ZM156 227H155V229H156ZM160 227V226H159ZM202 227V226H201ZM214 227V228H215ZM65 228V227H64ZM70 228V227H69ZM73 228V229H72ZM79 228V227H78ZM80 228H82V227H80ZM80 228H79V230H80ZM143 228V229H142ZM47 229H50V228H47ZM66 229V228H65ZM111 229V230H110ZM142 229V231H140ZM148 229H150V226H149V228ZM201 230V231H203L202 233L201 232H199L198 230ZM206 229V230H207ZM78 230V229H77ZM171 230V231H170ZM213 230V229H212ZM212 230H209V233H210V231L212 232ZM223 230V231H222ZM49 231V230H48ZM76 231V230H75ZM74 231V232H75ZM153 231H154V228H153ZM170 231V234H174L173 236H171V235H169L168 234V232ZM216 231V230H215ZM262 231H263V229H262ZM262 231L260 232V233H262ZM72 232L73 231H71V235H72ZM77 232V231H76ZM78 232H81V231H78ZM78 232H77V234H78ZM132 232H134L135 233V235H136V237L137 236H139V238H140V240L139 241H141L140 243H139V241H135V239H134V236H132V234H130V233H132ZM155 233H156V231H154ZM200 233L199 235L201 236V238H199L200 240L199 241H197V243H196V239H195V243H194V245H193V243L190 245V242H191V240H194V238L196 237V238H198L197 236H199V235H197V233ZM217 232V231H216ZM46 233V232H45ZM144 233V232H143ZM77 234H75L74 236H75V238H77L76 237V235ZM131 235L132 237L131 238H133V240L131 241V239H130V236H128L129 238H127L126 240H128V239H130V241H127V242H125V235ZM142 234V235H141ZM145 234V233H144ZM70 235V236H71ZM83 235V236H84ZM177 235V234H176ZM196 235V236H195ZM217 235V234H216ZM260 236H258L259 237V239H258V237L256 238V239H258V240H254L253 242H255L254 244H252L251 245V243H249L252 247L251 248H249V249H251V250H255L258 246L260 247L262 244H264L263 243V238H264V233L261 235V234H259ZM42 236H44V237H42ZM73 236V235H72ZM81 236V235H80ZM68 237H69V235H68ZM82 237V236H81ZM89 237H88V239H89ZM256 237V236H255ZM63 238V239H62ZM80 237H78V239H79ZM83 238V237H82ZM98 238V237H97ZM103 238V239H102ZM209 238V237H208ZM207 238V239H208ZM85 240H86V236H85V238H84ZM87 239V240H88ZM89 239V240H90ZM210 239V238H209ZM208 239V240H209ZM65 240V241H66ZM155 240H159L158 242L157 241H155ZM198 240V239H197ZM208 240H206V241H208ZM64 241V240H63ZM79 241V240H78ZM145 241H146V243H145ZM203 241V240H202ZM202 241H200V243H202L201 245H204V243L202 242ZM205 241V242H206ZM85 242V241H84ZM92 242V241H91ZM155 242H156V244H155ZM252 242V243H253ZM63 243H65V242H63ZM67 243H65V244H67ZM86 243V242H85ZM89 243V242H88ZM199 243V244H200ZM90 245H91V247L93 246V244L94 243H89ZM198 244V245H199ZM100 245V244H99ZM201 245H199V246H201ZM206 245H204L205 247H206ZM248 245V244H247ZM249 245V246H250ZM95 246V245H94ZM193 246V247H192ZM197 246V245H196ZM61 247V248H60ZM66 247V246H65ZM95 247H97V246H95ZM100 247H102V244H101V246ZM99 247V249L101 250V248ZM262 247V246H261ZM87 248H89V249H91V250H89V249H87ZM98 248V247H97ZM197 249H198V247H196ZM63 249H64V247H63ZM66 249H67V251H68V248L66 247ZM195 249V250H194ZM74 250H75V252L76 253H73L74 252ZM96 249L94 248V251H95ZM98 250V249H97ZM96 250V251H97ZM99 250V251H100ZM105 250V249H104ZM106 250H107V248H106ZM259 250H260V248H259ZM263 249H261V251H262ZM64 251V250H63ZM95 251V252H96ZM154 251H157V253L156 252H154ZM102 252V251H101ZM64 253V252H63ZM72 253V254H71ZM86 254V255H82V254ZM97 254H100V253H98V251H97ZM102 254V253H101ZM250 254V253H249ZM252 254V253H251ZM257 254H259V252H257ZM65 255H66V253H65ZM64 255V256H65ZM111 255H109L108 257L110 258V257H112ZM66 256H68V255H66ZM87 256H89L88 258H87ZM102 256H104V254L103 255H101V257ZM261 259H263L264 258V250L262 251V253L260 252V254L258 255ZM76 257H77V260H76ZM75 258V259H74ZM106 258V257H105ZM255 258H257V256H256V254H255ZM254 258V259H255ZM111 259V258H110ZM253 259V260H254ZM258 259V258H257ZM257 259H255L256 261H257ZM260 259V260H261ZM106 260H108V259H106ZM213 260H215L214 258H213ZM212 259L211 260H209V262L210 261H213ZM239 260V261H238ZM254 260V261H255ZM66 261V262H65ZM204 261V262H203ZM248 261V264H250L249 262V260H247ZM162 261H157L156 263H161ZM202 262V263H201ZM164 263H162V264H164ZM260 263V261H257L255 264H259ZM263 263V262H262ZM154 264V263H153ZM211 264H213V263H211ZM237 264V263H236ZM239 264V263H238ZM254 264V263H253ZM261 264V263H260Z\"/></svg>","mask_w":264,"mask_h":264}]
</instances>
